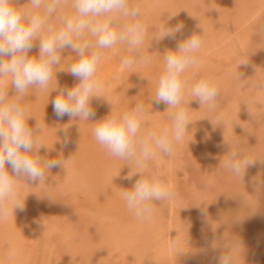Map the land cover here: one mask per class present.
Here are the masks:
<instances>
[{"label": "rangeland", "instance_id": "1", "mask_svg": "<svg viewBox=\"0 0 264 264\" xmlns=\"http://www.w3.org/2000/svg\"><path fill=\"white\" fill-rule=\"evenodd\" d=\"M17 3H16V2ZM26 1L27 0H12V2H13V4H14V6H16V7H21L22 6V4L23 3H25L24 5H26ZM144 1V2H143ZM160 1V0H159ZM158 0H149V3L148 2H146L145 0H129V6L130 7H140L139 9H140V12H141V15H140V20H141V22H143L147 27H148V31H147V33H146V36H145V40H144V43H143V45L141 46V52H143V55L144 56H147V57H149V61H148V63H144V64H139V63H135V64H133L131 67H129V68H126V69H123L122 71H123V74H124V82L122 81L120 84H118L117 85V87H115V88H118V86H119V89H113L112 90V93H111V95H113L114 96V98L112 97V99L109 101L108 100V102H107V105H105L106 103L105 102H100L101 104L99 105V108H97L98 107V104L96 105L97 107H95L93 110H95V114L96 113H98V114H100V116L98 115V114H96V116H97V118L98 117H100V118H98L99 120H102V119H104L105 117H107L108 115H110L111 114V112H113L114 114L116 113V114H123V113H126V112H130L134 107H135V105L137 104V103H141V104H143L144 105V107H146L145 108V110L147 111L146 113V118H144V121H143V123H142V127H141V135H146L147 133H148V131L150 130L151 132H156V133H159L160 132V130H158V128H157V126H162V127H159L160 129H162L164 126H166V125H169V123H171V121H170V119L168 118L169 116H168V114H169V112H172V110L170 111L169 109H167V108H169V107H167V105L166 104H164V103H159V104H157L156 103V101H155V93H156V88H157V84H154V85H152V83H150L149 82V80H146L147 78H151L152 77V79L153 80H155V81H158V79H159V74H161V72H162V69H163V67H162V65L161 66H158L157 64H159L158 62H156L157 60H158V58L157 57H159V58H163V56H162V54L163 55H165L168 51H172V49L171 48H173V51H175V48H176V50H177V45L180 43V42H183L184 40H185V38L187 39V38H189L190 36H192L194 33L195 34H197V35H200L201 36V39H202V46H201V51L199 50V52L196 54L197 55V57H198V61L200 62V60H203L204 59V57H205V60H207L208 59V62H210L211 60L210 59H212V64H213V70H212V68L210 69V67H212V66H210L209 67V65H211V63L208 65L207 63H206V61L204 62L203 61V63H205L204 64V66L207 64V66H203V63L202 62H200V64L202 63V65L201 66H199L198 68L199 69H195L193 72H194V74H193V76H191V77H193L194 79H192L191 77H190V80H188L187 81V83H188V86H189V88H190V86L191 85H193V84H195L197 81H199L200 79H202V78H206V76H207V74H209L210 75V77H212V78H214V76H215V78L214 79H216L215 81L217 82V88H218V96H217V98H216V101H215V105H216V107H215V109H213V110H210L209 111V109H208V106L207 105H201L200 103H199V101L197 100V99H195V98H193L191 95H190V93L188 94V92H189V90L188 91H185L186 92V95H188L187 97H184V101H183V104H182V106L181 107H186L185 109L187 110V112H188V115H189V118H191V122H189L190 124H188L189 126H187V130H186V132H188L187 134H185L184 136H183V138L179 141V142H174L173 143V151H172V156H167V158H166V156H165V158L167 159V161L169 162V163H172V164H176L178 167H180L181 169H180V171H181V175H180V180H178L177 181V184H176V186H174L173 187V189L172 190H174V191H172L173 193H174V196H173V198L172 199H169V200H164V203L162 202V201H159V203L157 204V207L158 208H160V207H165V205H166V210H171V211H168V212H166L165 211V216H164V214L163 215H161V217H160V221H161V223H164L163 225H164V227H165V229L166 230H170V229H172L173 230V228L172 227H176V228H179L180 227V231H182V234H181V238H180V240L178 239L177 240V244H180L179 246H181L180 248H178L177 249V254L176 255H178V256H176L177 258H174L175 260L172 262V264H219V257L223 254L224 255V253H225V255H231V257H232V264H239V262H240V264L242 263V264H262V263H264V254H262V253H264V251H262V250H264V241H262V240H264V237H261V236H264V227H262V225H264V222H262V221H264V218H262V221H261V226H259L260 224L258 223V220H257V218H260L261 216H264V214H262V213H264V207H262L261 205H264V204H262V202L259 200V198L262 200V201H264V183H262V182H264V112H262L261 110H258V111H254L253 113H249L250 114V120H248V118L247 117H249V114H245L246 115V117L244 116V117H242L243 119L244 118H247V120H246V122H245V119L243 120L244 122H240V123H238V119H237V125L236 126H238V128L237 129H233V127H234V125H235V123H232L231 122V120H233L232 119V117L231 116H227V115H230V113H231V111H234L235 109V106H233V103H234V101L235 102H237V104H235L234 103V105H238V103H240V105L241 104H244V105H241L242 107H238L237 106V108L239 109H242V108H245V106L246 105H250V104H247V103H251L252 102V100L255 98V96L257 95V96H264V65H262V64H264V63H262V62H264V30H262V27H264V0H218L219 2H217L216 0V6H215V3H213L214 1L212 0V2H210V3H212L211 5H210V3H208V4H206V6L204 5V7H203V9H202V7H201V9H200V7H198V6H194L195 8L197 7V9L199 8V10H195V9H193V7H192V4H191V0H179V1H177L176 3H178V4H176V3H174L173 4V1L174 0H172V4H173V6H172V4H170L171 3V0H169L170 2H168V0H163L164 1V3H165V1H167L165 4H162V2H161V5H158V2H159ZM162 1V0H161ZM176 1V0H175ZM182 1V2H181ZM211 1V0H210ZM21 2H22V4H21ZM151 2H154V3H151ZM155 2H157L156 4H155ZM231 2V3H230ZM244 2V3H243ZM219 3H222V5L220 4V6H218V4ZM17 4H19V5H17ZM146 4H148V7L146 6ZM153 4H155V5H153ZM23 5V6H24ZM143 5V6H142ZM163 5H171V6H163ZM209 6V8H208V6ZM231 5V6H230ZM258 5V6H257ZM29 6V5H28ZM69 6H70V4H69ZM153 6V7H152ZM156 6V7H155ZM163 6V7H162ZM220 7V8H218V7ZM222 6V7H221ZM143 7V8H142ZM147 7V8H146ZM158 7V8H157ZM175 7V8H174ZM178 7V8H177ZM68 6L67 7H65V8H63L64 10H68ZM70 8H71V6H70ZM69 8V9H70ZM151 8V9H150ZM155 8V9H154ZM163 8V9H162ZM214 8V9H213ZM218 8V9H217ZM216 10H218V11H216ZM220 10V11H219ZM233 10V11H232ZM42 11V10H41ZM63 10H61V12H62ZM144 11V12H143ZM215 13H214V12ZM222 11V12H221ZM221 12V13H220ZM227 13V14H225V15H223L222 17L223 18H220L219 19V15L220 14H223V13ZM42 13H43V11H42ZM41 13V14H42ZM142 13H144V14H142ZM220 13V14H219ZM244 13V14H243ZM207 14V15H206ZM200 15V16H199ZM206 15V16H205ZM214 15V16H213ZM253 15V16H252ZM162 16V17H161ZM171 16V19H169V17ZM217 16V17H216ZM226 16L228 17V18H226ZM237 16V17H236ZM255 16V17H254ZM166 17V18H165ZM198 17V18H197ZM213 17V18H212ZM162 18H164V19H162ZM216 18V21L214 20ZM54 19V18H53ZM202 19H204V20H202ZM206 19V20H205ZM212 19V20H211ZM221 19H223V20H221ZM241 19V20H240ZM248 19V20H247ZM256 19V20H255ZM149 20V21H148ZM197 22H199L200 21V23H197L198 25H196V21ZM254 20V21H253ZM258 20V21H257ZM162 21V22H161ZM168 21V22H167ZM176 21V22H175ZM191 21V22H190ZM213 21V22H212ZM220 21V22H219ZM125 22H128V21H125ZM163 22H164V24H163ZM195 22V23H194ZM209 22H211V23H209ZM249 22V23H248ZM254 22H255V24H254ZM259 22V23H258ZM169 23H170V25H169ZM177 23L179 24V23H182V24H184L183 26H185V27H183V29H184V31H183V29H182V31H183V33H182V31H181V34H180V32L179 33H177L176 34V36L174 37L175 39H176V41H177V43H174L173 45H171L170 43H168V42H172L173 43V41L175 40L174 38H172V37H165L164 39H160V40H157L156 39V37H158L157 36V34H159L160 32H157L156 31V26H160V27H163V26H165L166 28H174L176 25H177ZM149 24V25H148ZM193 24H195V25H193ZM209 24V25H208ZM221 24L222 25H228V26H230V27H228L227 29L229 30H227L226 28H225V35L223 34L224 32L222 31V30H220V31H222L223 33V35H224V39H225V43H226V38L225 37H227V31L228 32H230V35L228 36L229 38H230V36H231V38L233 39L234 38V41H235V45L236 44H238L239 45V47L241 46H243L242 48L240 47H238V45L236 46V48L238 47L240 50H241V53H243V54H240V51L239 52H237L238 50L236 49V52H235V50H233V52L231 51V53L228 55L229 57L228 58H222V59H217V57L215 58L214 56L213 57H211L210 59H209V55L205 52V54H204V52H203V50H205V49H207V48H203L205 45H204V39H205V41L207 42V41H209V42H207V44L209 45V46H211V45H213V42H215V41H212V40H215L213 37H215L216 39H217V35H219L221 32H219L218 31V29H219V27L221 26ZM246 26H245V25ZM249 24V25H248ZM262 24V25H261ZM153 25V26H152ZM212 25H213V27H212ZM216 25H217V28H215L216 27ZM258 27H257V26ZM260 25V26H259ZM215 26V27H214ZM249 26H250V29H249ZM254 26H255V28H254ZM198 28V29H196V28ZM233 27V28H232ZM260 27V28H259ZM149 28H152L151 30L149 29ZM188 28H189V30H188ZM208 28V29H207ZM214 28V29H213ZM248 28V29H247ZM252 28V29H251ZM154 29V30H153ZM210 29H212V30H210ZM232 29V30H231ZM153 30V31H152ZM166 30V29H165ZM210 30V31H209ZM216 30V32L218 31L219 32V34H217V33H215L214 31ZM235 30V31H234ZM250 30V31H249ZM252 30V31H251ZM254 30V31H253ZM255 30H256V32H255ZM195 31H197V32H195ZM212 31H213V33H214V35H212ZM231 31H232V33H231ZM153 32V33H152ZM154 32H155V34H154ZM199 33V34H198ZM210 33H211V35H210ZM235 33V34H234ZM238 33H240L239 35H241L242 37L241 38H238ZM180 34V35H179ZM185 34V35H184ZM189 34V35H188ZM205 34V35H204ZM215 34H217L216 36H215ZM161 35V33L159 34V36ZM179 35V36H178ZM182 35V36H181ZM203 35V36H202ZM207 35H209L208 37H209V39H208V37H207ZM221 35V34H220ZM220 35H219V37H220ZM234 35V36H233ZM238 35V36H237ZM233 36V37H232ZM154 37V38H153ZM203 37H205L204 39H203ZM218 37V38H219ZM228 37H227V40H229L228 39ZM238 39H237V38ZM90 39H92L91 37H89ZM151 38V39H150ZM179 38V39H178ZM207 38V39H206ZM212 38V39H211ZM221 38V37H220ZM243 38V39H242ZM39 38H36L34 41H33V48L32 49H30L29 50V52H28V56L29 57H34V56H37V54L39 55V44H40V41L38 40ZM150 39V40H149ZM239 39H241V41L239 40ZM147 40V41H146ZM152 40V41H151ZM164 40V41H163ZM170 40H173V41H170ZM37 41V42H36ZM39 41V42H38ZM159 41V42H158ZM161 41V42H160ZM167 41V42H166ZM175 41V42H176ZM180 41V42H179ZM234 41H233V43H234ZM238 41V42H237ZM145 42H147V43H145ZM151 42V43H150ZM154 42V43H153ZM163 42V43H162ZM228 42H231L232 43V41H228ZM227 42V43H228ZM240 42V43H239ZM242 42H244V45H243V43ZM165 43H167L168 44V47H167V45L165 44ZM217 43V42H216ZM215 43V44H216ZM232 43V45H234ZM146 44V45H145ZM206 44V45H207ZM214 44V45H215ZM228 44H230V43H228ZM242 44V45H241ZM118 45V44H117ZM145 45V46H144ZM151 45H152V47H151ZM154 45H155V47H154ZM156 45L157 46H160V47H162V45L164 46V48L162 47V48H160V47H158V48H160V49H158L157 47H156ZM171 45V46H170ZM231 45V44H230ZM231 45V46H232ZM234 45V46H235ZM121 46H122V48H121ZM124 47H125V49H124ZM151 47V48H150ZM166 47V48H165ZM170 47V48H169ZM233 47V46H232ZM144 48V49H143ZM153 48H155V49H153ZM143 49V50H142ZM157 49V50H156ZM169 49H171V50H169ZM243 49V50H242ZM245 49V50H244ZM247 49V50H246ZM168 50V51H167ZM70 51L71 52H73L74 53V55H77V53L76 52H74V50L73 49H71L70 48ZM109 51V52H108ZM117 51H120V52H117ZM165 51V52H164ZM247 51V52H246ZM103 52H105V53H103V55H105V56H102V59H101V61L100 62H103V63H105V62H109V63H111V64H113V65H115L116 67L118 66H120L119 68H121V60H122V58H124V57H126V56H130V55H132L130 52H129V50L127 49V47L126 46H124V45H121V44H119L118 46H114L113 48H110V49H106V51L105 50H103ZM122 52V53H121ZM127 52V53H126ZM145 52V53H144ZM149 54H148V53ZM152 52V53H151ZM153 52H155V56H154V53ZM31 55H30V54ZM33 53V54H32ZM109 53V54H108ZM159 53L161 54V55H159ZM125 54V55H124ZM231 55V56H230ZM232 55H233V58H231L232 57ZM236 55V57L234 58V56ZM202 56H203V59H202ZM212 56V55H211ZM199 57H201V58H199ZM108 58V59H107ZM119 59V60H117V59ZM155 58V60H153ZM113 59V60H112ZM116 60V61H115ZM159 60H161V59H159ZM256 60V61H255ZM164 62V61H163ZM163 62H161V64H163ZM244 62H246V63H244ZM216 64V65H215ZM139 66V67H138ZM156 66H158V67H156ZM163 66H164V64H163ZM222 66V67H221ZM204 67V68H203ZM161 68V69H160ZM206 68H208V69H206ZM229 68V69H228ZM231 68H233V69H231ZM222 69V70H221ZM245 69V70H244ZM257 69V70H256ZM161 70V71H160ZM206 70H208V71H206ZM209 70H211V71H209ZM216 70V71H215ZM231 70L233 71V73H234V70H237L234 74H236L235 76L237 77V78H234V76H232V78H234L235 80H236V83H235V81H233V80H230V76H229V73L231 74ZM129 71V72H128ZM195 71H196V73H195ZM213 71V72H212ZM220 71V72H219ZM226 71L228 72V75H227V73H226ZM230 71V72H229ZM245 71V72H244ZM125 72V73H124ZM160 72V73H159ZM192 72V73H193ZM209 72V73H208ZM261 72V73H260ZM133 73H135V74H140V76L141 75H148L147 76V78L145 79V78H143V80H142V78L140 79V78H138V79H140V80H133V79H130L131 78V76L133 75ZM232 73V74H233ZM233 74V75H234ZM128 75V76H127ZM131 75V76H130ZM157 75H159V76H157ZM209 75L207 76V77H209ZM226 75V76H225ZM262 77H260V76ZM127 76V77H126ZM145 76V77H146ZM229 76V77H228ZM126 77V78H125ZM134 77V76H133ZM132 77V78H133ZM221 77H224V79H225V77H228V79L230 80V82L228 81V79H227V83L226 84H224L223 82H225V80L224 81H221L219 78H221ZM155 78H157V80L155 79ZM184 78V77H183ZM187 78L189 79V77H186L185 76V78H184V80H187ZM217 78H218V80L219 81H217ZM238 78H240L239 80H238ZM135 79V78H134ZM145 79V80H144ZM152 79H150V81H152ZM247 79V80H246ZM254 79V80H253ZM194 80V81H193ZM197 80V81H196ZM144 81V82H143ZM148 81V82H147ZM245 81H246V83H245ZM243 82V83H242ZM125 83V84H124ZM137 83V84H136ZM146 83V84H145ZM230 83H231V85L232 86H228V85H230ZM233 83V84H232ZM235 83V84H234ZM238 83V84H237ZM149 85V86H148ZM152 85V86H151ZM227 85V86H226ZM233 85H234V87H233ZM237 85V86H236ZM241 85V86H240ZM229 87L230 88V90H229V88H227L228 90H225V92H224V89L226 88V87ZM254 86H255V88H254ZM225 87V88H224ZM238 87V88H237ZM231 88H233V89H231ZM234 88H236L235 90H234ZM221 89V90H220ZM118 90V91H117ZM237 90H238V92H237ZM127 91V92H126ZM228 91V92H227ZM232 92L231 94H230V92ZM233 91L235 92H237L238 93V97H239V99H236L235 98V96H237L236 94H234L233 96H232V94H233ZM258 91V92H257ZM261 92V93H260ZM224 93V94H223ZM258 93H259V95H258ZM185 94V93H184ZM115 95H116V97H117V95H118V97H117V102L116 101H114V99H115ZM227 95V96H226ZM232 97H230V96ZM242 95V96H241ZM127 96V97H126ZM185 96V95H184ZM110 97V98H111ZM234 98L236 99V100H234ZM251 98H253V99H251ZM152 99V100H151ZM194 99V100H193ZM245 99V100H244ZM150 100V101H149ZM240 100V101H239ZM242 100V101H241ZM114 101V102H113ZM135 101V102H134ZM229 101V102H228ZM19 102L21 103V105H24V104H26V100H21V99H19ZM190 102V103H189ZM233 102V103H232ZM243 102V103H242ZM105 103V104H104ZM110 103V104H109ZM112 103V104H111ZM113 103H115V105L113 104ZM148 103H150V104H148ZM189 103V104H188ZM103 104H104V108H103ZM109 104V105H108ZM146 104H148V105H146ZM224 104V105H223ZM226 104V105H225ZM246 104V105H245ZM112 105V106H111ZM151 105V106H150ZM190 105V106H189ZM228 105H230L231 106V108H230V106H228ZM102 106V107H101ZM105 106L108 108H105ZM109 106V107H108ZM149 106V107H148ZM200 106V107H199ZM117 107V108H116ZM164 107H166V108H164ZM228 107H229V112L227 111L228 110ZM234 107V108H233ZM248 106H246V108H247ZM101 108V110L102 109H104V110H102V112H101V110L99 111V110H97V112H96V109H100ZM200 108V109H199ZM245 108V109H246ZM164 109H165V112H164ZM171 109V108H170ZM199 110V112H198V110ZM234 109V110H233ZM112 110V111H111ZM155 110V111H154ZM197 110V111H196ZM243 110V109H242ZM246 110H249L248 108L246 109ZM105 111H108V112H105ZM110 111V112H109ZM174 111V110H173ZM225 111H227V113L225 112ZM245 111V110H244ZM153 112H155V113H153ZM201 112V113H200ZM245 112H247V111H245ZM260 114H259V113ZM102 113H104L103 114V116H101L102 115ZM151 113H152V115H151ZM211 113H213V114H211ZM225 113H226V116L227 117H230V118H228V120L230 121V123L232 124V128H231V125H228V126H226V124L225 123H228L227 121L228 120H226L227 119V117L226 116H224L225 115ZM106 114V115H105ZM206 114V115H205ZM218 114V115H217ZM220 114V115H219ZM258 114V115H257ZM148 115H150V116H148ZM192 115V116H191ZM213 115V116H212ZM66 117V119L67 120H70V121H68V122H66V121H64L65 122V126H63V125H61V127L60 126H54V128H49V130L51 129L52 131V133H56L57 134V132H59L60 130H61V132L63 133H60L62 136H60V140L56 137V135H54V134H52V133H50V131L48 132L49 134H52V136L51 137H53V135H54V138H51V139H56V141L54 142V144L55 145H53V144H50L49 142H43V144L45 143L46 145H44L42 148H44L45 146V150H46V153H43V155L46 157V160L48 159L47 157H50L51 159L50 160H56V159H62V160H64V167L63 166H60V167H56V168H52L51 170H46V172L47 173H49V175H51L52 176V178L55 180L54 181V183H55V185L58 187V192H59V197L58 198H60V201H61V203H62V206H65V208L64 207H62L64 210H65V215L66 216H64L63 218L65 219L64 221L66 222V223H64L63 225H65V226H68L69 225V223H70V225H71V227L73 226V232H74V235L75 236H72L73 237V239H74V241H70L69 243H70V247H69V245H66V244H63V243H59V239H58V237L56 236V235H51L50 237H51V239H48V241H49V243H50V248L52 249L51 250V252H52V256L55 258V260H57L58 262H59V264H71V262H72V264H80V262H78V260L76 259L75 260V257H72L73 255L72 254H74V250H76L75 248L78 246H81V245H85V244H87V245H89V246H87V245H85V247H86V249H82V250H80L81 252L83 251V250H85V252H82V254H83V256H82V254H81V252H80V254H81V256L84 258V256L85 257H89L88 259H87V261H89L88 263H92V262H94V263H92V264H106V263H111V264H138V263H135L134 261H129L128 259H127V257H125L124 255H121V253H122V251L121 250H118V253H117V249L116 248H113V247H111V246H109L110 245V243L109 242H107V240H105V241H103L102 240V238L104 239V237L106 238V235H105V231H104V229H103V227H100L101 229H103V231H100L101 229H99V226H94L93 224H94V222L90 219L91 217L88 215L87 216V218H86V216L85 215H87V213L86 214H84L85 213V211L86 212H90L89 211V209L91 208V210L93 209V211H96V212H98V210L100 209H98V207L95 205V207H97V209L98 210H94L95 209V207H93L94 205H90V204H88L89 202L87 201L88 200V196L90 195V193L92 194V196H94V197H92V198H94V199H97V198H106V199H108V200H111V196L113 195V193H114V191H115V188H116V186H117V184H114V183H112V180L113 179H115L116 177L117 178H119L120 177V175H122V173H120V170L121 169H123L122 167H124V169H125V166H126V169H128V172L130 173V171H132V169L135 167H133V163H130V162H128V161H125V160H123V159H120V158H117V157H112V155L108 152V150L105 148V147H103L102 145H100L96 140H95V138L94 137H92L93 136V129H94V127H95V125H96V122L97 121H99L97 118H95V116L93 117V118H91V119H89L88 121H82V122H80L81 120H80V118L79 117H75V118H70L69 116H67V115H65ZM149 118H148V117ZM151 116H153V117H151ZM156 116V117H155ZM166 116V117H165ZM202 116V117H201ZM207 116V117H206ZM196 117H197V119H196ZM201 117V118H200ZM225 119H224V118ZM255 117H257V122H256V118ZM65 118H63V119H65ZM153 120H151V119ZM214 118V119H213ZM31 119V120H30ZM62 119V120H63ZM159 121H158V120ZM199 119H200V121H199ZM204 119H206V120H204ZM224 119V123L223 124H225V125H223L222 124V120ZM252 119V120H251ZM255 119V120H254ZM34 119H32L31 117L28 119V121H27V123H28V126L31 128V125L34 123V125L33 126H37L36 128H38L39 129V131H41V130H43V129H41L40 128V126L41 127H43V122H44V119H43V121L41 120V118L40 119H38V120H34ZM72 120V121H71ZM94 120V121H93ZM96 120V121H95ZM201 120H203V121H201ZM241 120V119H240ZM241 120V121H242ZM165 121V122H164ZM195 121H196V123H195ZM215 121V122H214ZM226 121V122H225ZM31 122V123H30ZM38 122V123H37ZM42 122V124H40ZM63 122V123H64ZM73 122V123H72ZM78 122V123H77ZM84 122V123H83ZM88 122H89V124H88ZM154 122H159V123H154ZM163 122V123H162ZM194 122V123H193ZM214 124V127H213V125H212V123ZM234 122H236L235 120H234ZM250 122V123H249ZM255 122V123H254ZM63 123H57V125H60V124H63ZM75 123V124H74ZM77 123V124H76ZM83 123V124H82ZM154 125H153V124ZM163 125H162V124ZM193 123V124H192ZM200 123V124H199ZM201 123H203V124H201ZM244 123H246L245 125H244ZM251 123H252V125H251ZM30 124V125H29ZM70 124V127H73V125H75L74 127H73V129H74V132H73V129L72 128H67L68 126L67 125H69ZM82 124V125H81ZM93 124V125H92ZM196 124V125H195ZM239 124V125H238ZM242 124V125H241ZM255 126H254V125ZM86 125V126H85ZM194 125V126H193ZM202 125V126H201ZM32 126V128L33 129H36L35 127H33ZM52 126V127H53ZM83 126H85V127H83ZM144 126H145V128H147V129H145L144 128ZM154 126V127H153ZM171 126V124L169 125V127ZM200 126V127H199ZM213 128H212V127ZM219 126V127H218ZM222 126H223V128H222ZM230 126V127H229ZM235 126V127H236ZM240 126V127H239ZM245 126V127H244ZM248 126V127H247ZM51 127V126H50ZM62 127H66L67 128V130H68V132H70V134H67L66 132H63V129L64 128H62ZM149 127V128H148ZM209 127V128H208ZM210 127H211V130H210ZM216 127V128H215ZM229 127V129H227ZM59 128H61V129H59ZM77 128V129H76ZM81 128H87V129H81ZM93 128V129H92ZM190 130H189V129ZM195 128V129H194ZM196 128H200L199 130L198 129H196ZM221 128V130H218V129H220ZM244 128V129H243ZM38 129H37V131H38ZM54 129V130H53ZM158 130V131H156V130ZM192 129V130H191ZM194 129V130H193ZM205 129H209L208 131L211 133H209V136L210 135H212V133H213V129H214V131H217V132H219V134H218V137H219V139L220 140H224V141H221L222 142V144L224 145H221V142H218L217 140H216V142H218V144H219V146L221 145V146H223V148L225 147V144L226 145H228V146H226L224 149H225V153H224V149L221 151L220 149V147L218 148L217 146H216V148H217V151L219 150L223 155H225V156H222V154L220 155H218L217 154V152H213L214 150H215V148H214V146H215V144L216 145H218L217 143H215L214 144V142H213V144L211 143V145H210V143H209V141L210 142H212L211 140V138H210V140H209V138L207 137H205V136H203V133H206L205 131H207V130H205ZM225 129H227V131L229 132V133H231L230 135L231 136H225L226 134H228V133H226L225 135L222 133V130H224V132H226V130ZM232 129V130H231ZM240 129V130H239ZM242 129V130H241ZM258 129V130H257ZM66 130V131H67ZM84 130V131H83ZM88 130V131H87ZM234 130V131H233ZM38 131V132H39ZM57 131V132H56ZM65 131V130H64ZM147 131V132H146ZM191 131H192V133H191ZM196 131V132H195ZM203 131V132H202ZM221 131V132H220ZM236 131H240V132H236ZM261 131V132H260ZM37 132V134H39ZM47 132H46V134H47ZM88 132V133H87ZM190 132V133H189ZM198 132V133H197ZM58 133V134H59ZM64 133H66V134H64ZM78 133V134H77ZM80 133V134H79ZM81 133H82V135H84V136H82L81 135ZM83 133H86V136H85V134H83ZM197 133V134H196ZM201 135H200V134ZM222 133V135H220ZM48 134V135H49ZM59 134V135H60ZM72 134H74V135H72ZM92 134V135H91ZM188 134H190V136H188ZM207 134H208V132H207ZM207 134H204V135H207ZM217 134L214 132L213 133V135L215 136V139H217ZM233 134H234V136H233ZM235 134H236V136H237V134L239 135V136H237V140L235 139ZM244 136H242V135ZM245 134H246V136H245ZM47 135V136H48ZM58 135V136H59ZM68 135V136H67ZM77 135H78V137H77ZM212 135V136H213ZM50 136V135H49ZM48 136V137H49ZM80 136H82L83 137V139H85V140H83L82 139V137H80ZM92 138H91V137ZM197 136H199V138L197 137ZM202 136H203V138H202ZM233 136V138L235 139H233V138H231ZM241 136V137H240ZM66 137H67V143H65V140H66ZM70 137V138H69ZM87 137V138H86ZM191 137V138H190ZM196 137V138H195ZM202 139H201V138ZM211 137V136H210ZM222 137H224V138H222ZM226 137H228V138H230L229 140H232V141H229V142H227L228 140H227V138ZM73 138H74V140H76V141H74L73 140ZM191 140H189V139ZM207 140H206V139ZM213 138V137H212ZM222 138V139H221ZM240 138V139H239ZM246 138H248L247 139V141L245 140ZM249 138H250V140H249ZM194 139V140H193ZM204 139V140H203ZM214 139V138H213ZM218 139V140H219ZM254 139V140H253ZM259 139V140H258ZM195 140H196V142H195ZM202 142H201V141ZM233 140H234V142H233ZM242 140V141H241ZM261 140V141H260ZM59 141V142H58ZM60 141H62V142H60ZM71 141V142H70ZM193 141H194V143H193ZM198 141V142H197ZM214 141V140H213ZM238 141V145L237 144H235L236 142ZM243 141H244V143H243ZM251 141V142H250ZM79 142H80V144H79ZM86 142V143H85ZM205 142H207V144L208 145H210V146H212V145H214V146H212L213 148H214V150H213V148L211 149L210 148V146H208V145H206V147L204 148V146H205ZM247 144H246V143ZM51 143H53V142H51ZM61 143V144H60ZM83 143V144H82ZM225 143V144H224ZM228 143V144H227ZM240 143L242 144V146L240 145ZM254 143V144H253ZM77 144V145H76ZM91 144V145H90ZM261 144V145H260ZM53 145V146H52ZM70 145V147H68ZM240 145V146H239ZM258 145H260V146H258ZM79 146V147H78ZM198 146V147H197ZM238 146V147H237ZM245 146V147H244ZM53 147V148H52ZM86 147V148H85ZM89 147V148H88ZM92 147V148H91ZM101 147V148H100ZM47 148H48V150H47ZM77 148V149H76ZM227 148V149H226ZM231 150V152H230V150ZM237 148V149H236ZM242 148H244V149H242ZM257 148V149H256ZM41 149V148H40ZM39 149V150H40ZM51 149H56L57 151H61L60 152V154H55L54 152H53V150H51ZM84 149V150H83ZM93 149V150H92ZM95 149V150H94ZM105 149V150H104ZM182 149H183V151H182ZM204 149V150H203ZM246 149V150H245ZM80 151V152H78V151ZM83 152H82V151ZM90 152H89V151ZM201 150H202V152H201ZM205 150H208V151H206V152H204ZM212 150V151H211ZM240 152H238V151ZM246 152H245V151ZM248 150V151H247ZM249 150H250V152H249ZM41 151V150H40ZM39 151V153H41ZM70 151H73V152H70ZM209 151H211L212 153H209V154H207ZM219 151H218V153H219ZM45 152V151H44ZM101 152V153H100ZM106 152V153H105ZM175 152V153H174ZM229 153L228 155L229 156H227V153ZM233 152H238V158L237 159H239V158H242V157H247V158H250V159H252L253 160V163L251 164V165H249L248 167H246V168H244L243 170H242V172H241V174L238 176V178H237V176L236 175H234L229 169L227 170L225 167V165L227 164V163H229L230 162V159H226V158H232V153ZM48 153V154H47ZM52 153H54L53 155H52ZM69 153V154H68ZM201 153V154H200ZM243 155H242V154ZM254 153H256V154H254ZM47 156H46V155ZM50 154V155H49ZM63 154V155H62ZM66 154V155H65ZM78 154V155H77ZM98 154V155H97ZM109 154V155H108ZM189 154V155H188ZM217 154V155H216ZM240 154V155H239ZM252 154V155H251ZM40 156H41V154H39ZM49 155V156H48ZM54 155H55V157H54ZM59 155V156H58ZM156 155V154H155ZM192 155V156H191ZM194 155V156H193ZM207 155V156H206ZM260 155V156H259ZM53 156V157H52ZM60 156H62V157H60ZM68 156V157H67ZM195 156H196V158H195ZM219 156L221 157V160H220V158H219ZM227 156V157H226ZM201 157H203V158H201ZM225 157V158H224ZM253 157V158H252ZM258 157V158H257ZM67 158V159H66ZM72 158V159H71ZM86 158V159H85ZM98 158V159H97ZM103 158V159H102ZM155 158V157H154ZM154 158L150 161L151 163H149L148 164V168H147V170L149 171V172H152L153 171V173H151V174H155V172H156V168H158V165H159V163L157 164L155 161H154ZM164 158V159H165ZM194 160H193V159ZM206 158V159H205ZM208 158V159H207ZM215 158V159H214ZM223 158V159H222ZM69 159V160H68ZM88 159V160H87ZM165 159V160H166ZM91 160V161H90ZM260 160V161H259ZM79 161V162H78ZM82 161V162H81ZM90 161V162H89ZM113 161V162H112ZM167 161H165L166 163H168ZM194 161V162H193ZM207 163H206V162ZM211 161V162H210ZM213 161V162H212ZM106 162V163H105ZM110 164H109V163ZM116 162V163H115ZM155 162V163H154ZM201 162H203L202 164H201ZM209 162V163H208ZM259 162V163H258ZM91 163V164H90ZM68 165L69 166V168H68V166H66V165ZM81 164V165H80ZM83 164V165H82ZM90 164V165H89ZM104 164V165H103ZM206 164H208L209 165V167L207 168L206 167ZM211 164H212V166H211ZM253 164H255L254 166H252ZM257 164V165H256ZM261 164V165H260ZM73 165V166H72ZM76 167H75V166ZM84 165H85V167H84ZM103 165V166H102ZM108 165V166H107ZM112 165H114V166H112ZM118 165V166H117ZM151 165V166H150ZM155 165H157V166H155ZM203 165H205V166H203ZM65 166L67 167V168H65ZM101 166V167H100ZM116 166L118 167V168H116ZM127 166H128V168H127ZM131 166V167H130ZM211 166V167H210ZM252 166V167H251ZM62 167V168H61ZM110 167V168H109ZM120 167H121V169H120ZM133 167V168H132ZM250 167V168H249ZM255 167V168H254ZM103 169V171H102V169ZM109 168V169H108ZM112 168V170L111 171H109L110 169ZM131 168V169H130ZM204 168V169H203ZM209 168H210V172L209 171H207V169L209 170ZM250 170H249V169ZM253 168H254V170H253ZM58 171H57V170ZM80 169V170H79ZM116 169H120V170H117V171H115ZM126 169L125 170H122V172H124V171H126ZM198 169V170H197ZM205 169H206V171H205ZM212 169V170H211ZM224 169V170H223ZM146 170V171H147ZM152 170V171H151ZM196 170V171H195ZM261 170V171H260ZM68 171H70L71 173H74L77 177H75L76 178V180L74 179V184L77 186V188L79 189H77L76 190V192H69V187H67V186H69V184L71 183L70 181H72V180H70L68 177H67V175H68V173H70V172H68ZM108 172V174H107V172ZM115 171V172H114ZM226 171H228L229 173H230V176H228V178L229 177H231L232 175H233V177H234V179H233V177L232 178H230V181H227V180H229L228 178H227V172ZM252 171H254V173H256V175H254V173L252 172ZM112 172H114V173H112ZM149 172L147 173V174H149ZM203 172H205V173H203ZM245 172V173H244ZM250 172L252 173V174H250ZM99 173V174H98ZM118 173V174H117ZM120 173V174H119ZM133 173V172H132ZM208 175H207V174ZM213 173V174H212ZM228 173V174H229ZM248 173V174H247ZM257 173H258V176H260V177H258L257 176ZM259 173H261V174H259ZM102 174V175H101ZM104 174V175H103ZM105 174H107V175H105ZM114 174V175H113ZM157 174L158 175H161V171L160 170H157ZM157 174H155V176H158ZM185 176H184V175ZM220 174V175H219ZM226 174V177L224 176ZM232 174V175H231ZM243 174V175H242ZM119 177H118V176ZM200 175V176H199ZM249 175H251V176H253V178H255L256 180L257 179H259V184H260V186H259V184L258 183H255L254 181L252 182L251 180H249V178H251V176L249 177ZM247 176V177H246ZM255 176V177H254ZM65 177V178H64ZM94 177H96V178H94ZM211 177V178H210ZM245 178V179H247V181L245 180V179H243V178ZM116 178V179H117ZM206 178H208V179H206ZM223 178H224V180H223ZM242 178V179H241ZM252 178V180H254ZM69 179V180H68ZM95 179H97L96 181H94ZM115 179V180H116ZM133 179H135V178H133ZM205 179H206V181L207 182H205ZM227 179V180H226ZM236 179V180H235ZM238 179H240V180H238ZM94 182H93V181ZM100 180H102V181H100ZM115 180H113V181H115ZM246 181V182H244V181ZM255 180V181H256ZM68 181V182H67ZM106 181V182H105ZM211 181V182H210ZM221 181H223V183H224V181L226 182L227 181V183H224V185L223 186H225L224 188H226V187H228L227 185H229L228 183L230 182V187L228 188V189H230L231 190V192H227L228 191V189H227V191H225L226 189H224L223 191H225L227 194H224V196L225 197H223V191H222V189H221V187H223V186H221L223 183H221ZM232 181H234V182H232ZM239 183H238V182ZM244 182V183H241V182ZM70 182V183H69ZM90 184H89V183ZM97 182V183H96ZM105 182V183H104ZM189 182V183H188ZM204 184H203V183ZM235 182H237L236 184H235ZM257 182V181H256ZM65 183V184H64ZM67 183V184H66ZM69 183V184H68ZM186 183H188L187 185H186ZM193 183V184H192ZM206 183H207V185H206ZM218 184V186H217V184ZM246 183H248V184H246ZM253 183L255 184V186L253 185ZM262 183V184H261ZM209 184V185H208ZM215 187V188H208L209 190H207V186L208 187H213L212 185ZM241 184V187L242 188H244V186H245V190H244V192H242V190L243 189H241V188H238V187H240L239 185ZM244 184H246V185H244ZM258 185V188H259V190L257 189V188H254V187H256L257 185ZM54 185V186H55ZM65 185V186H64ZM113 185H115V186H113ZM244 185V186H243ZM62 186V187H61ZM90 186V187H89ZM187 186V187H186ZM193 186V187H192ZM203 186V187H202ZM238 186V187H237ZM248 186H249V189H250V187L252 188L251 190H247V188H248ZM96 187V188H95ZM101 187V188H100ZM176 187H178V188H176ZM192 187V188H191ZM60 188V189H59ZM66 188H68L67 190H64V189H66ZM89 188V189H88ZM94 188V189H93ZM104 188H105V191H104ZM175 188V189H174ZM206 188V189H205ZM234 189L233 190V193H234V195H232L233 193H232V189ZM57 189V188H56ZM90 189H91V191H90ZM96 189V190H95ZM101 189V190H100ZM114 189V190H113ZM191 189V190H190ZM213 189L214 191L212 192L211 190ZM221 189V190H220ZM239 189H241V190H239ZM62 190H64V191H62L63 193H61V191ZM215 190H216V192L218 193H216L215 192ZM220 190V191H219ZM229 190V191H230ZM93 191V192H92ZM96 191V193H94ZM99 191V192H98ZM188 191V192H187ZM241 191V192H240ZM249 191V192H248ZM258 191H259V194L260 195H257V193H258ZM35 192V191H34ZM65 192V193H64ZM101 192V193H100ZM191 192H192V194H191ZM209 194H208V193ZM222 192V194H220ZM241 194H240V193ZM251 192V193H250ZM253 192V193H252ZM254 192H257V193H254ZM202 193V194H201ZM214 196H212L211 194ZM216 193V194H215ZM243 193V194H242ZM67 194V195H66ZM100 194V196H98ZM206 194H208L207 196H208V198H205V196H206ZM250 194H255L256 196H248V195H250ZM188 195H189V197H188ZM193 195H194V197H195V195H196V197L194 198L193 197ZM202 195H205L204 197H202ZM211 195V196H210ZM221 197H220V196ZM261 195H262V197H261ZM105 196V197H104ZM199 198H198V197ZM247 196V197H246ZM258 196V197H257ZM260 196V197H259ZM96 197V198H95ZM209 197H210V199H209ZM212 197H213V199H214V201H213V203L215 204H213L211 201L213 200L212 199ZM219 197V198H218ZM223 197V198H222ZM228 197V198H227ZM238 197V198H237ZM245 197H246V200H247V198L249 197V198H251L252 200L251 201H249L248 200V202L245 200ZM41 200H40V199ZM43 198V199H42ZM191 198V199H190ZM195 199V201H194V199ZM202 198H204V199H202ZM230 198V199H229ZM236 198V199H235ZM177 199V200H176ZM206 199L208 200V201H206ZM219 199V200H218ZM227 199V200H226ZM255 199H257V200H259V201H254ZM36 200H38V204L39 205H44L45 206V203L46 204H48L49 202V200H50V198H49V194H47V196H46V194L45 195H41V197L40 196H37V198H36ZM118 199H115L114 200V202H112L113 204L115 203V201H116V203L118 202V204H116L115 203V205H111V211L108 209V211H110V213H111V216L114 218V220H115V223H116V225L117 226H119V225H121V224H123V223H125V222H127V220L128 221H130V218H129V215H127L128 213L127 212H125V210L127 209V206H126V202L125 201H120V200H118ZM198 202H197V201ZM215 200H217V202L215 201ZM234 200V201H233ZM245 202H244V201ZM70 201V202H69ZM205 201V202H204ZM219 201V202H218ZM229 201V202H228ZM238 201V202H237ZM252 201H254L253 203L255 204V202H256V204L254 205L253 203H252ZM37 202V201H36ZM165 202H166V204H165ZM220 202H222V203H220ZM226 202V203H225ZM233 202V203H232ZM259 202V203H258ZM206 205H205V204ZM209 205H208V204ZM218 203V204H217ZM231 203H232V205H231ZM235 203H238L239 204V208L238 207H236V206H238V204L236 205ZM244 203H246V205H249L250 203L252 204V205H249V206H246ZM259 205H258V204ZM175 204V205H174ZM211 204V205H210ZM219 206V205H221V206H217V205ZM240 204H241V207H240ZM261 204V205H260ZM213 205V206H212ZM223 205V206H222ZM226 207H225V206ZM236 205V206H235ZM242 205H245V207L244 206H242ZM256 205H257V207H256ZM101 206V205H100ZM99 206V207H100ZM105 206V205H104ZM113 206H116L115 208L113 207ZM168 206V207H167ZM177 206V207H176ZM196 206V207H195ZM200 206V207H199ZM216 206V207H215ZM251 206V207H250ZM252 206L254 207V208H252ZM260 206V207H259ZM66 207H67V209H66ZM103 206H101V209L99 210V212H107L108 213V211H107V209L106 208H102ZM106 207V206H105ZM212 207V208H211ZM215 207V208H214ZM224 207V208H223ZM232 207H233V209H232ZM242 207H244V208H242ZM258 209H256V208ZM169 208V209H168ZM174 210V212L172 211V209ZM195 208H196V210H195ZM223 208V209H222ZM225 208H227V209H225ZM240 208H242V210L240 209ZM246 208V209H245ZM248 208V209H247ZM249 208H250V212H252L251 210H253V212H255L254 214H253V212L250 214L249 212H248V210H249ZM252 208V209H251ZM262 208V209H261ZM82 209V210H81ZM115 209V210H114ZM214 209H218L217 211L219 212V214H218V212L216 211L215 212V210ZM225 209V210H224ZM238 209H239V211H238ZM256 209V210H255ZM69 211V212H66V211ZM212 210V211H211ZM245 210V211H244ZM247 210V211H246ZM255 210V211H254ZM49 211V210H48ZM92 211V212H93ZM208 211V212H207ZM227 211V212H226ZM241 211V212H240ZM243 211V212H242ZM262 211V213H260ZM91 212V213H92ZM96 212H94V214L96 213ZM175 212L178 214L177 216L175 215ZM224 212V213H223ZM234 212V218L236 219V221H235V219L234 218H232L233 217V215H232V213ZM238 212V213H237ZM41 213H43V212H41ZM45 213V212H44ZM48 213V212H47ZM68 213V214H67ZM105 213H103V214H105ZM106 213V214H107ZM166 213H168V214H166ZM198 213V214H197ZM206 214V215H204V214ZM215 214L214 216H212L213 214ZM217 213V214H216ZM226 213H228V214H226ZM257 213V214H256ZM31 214H32V212H31ZM40 213H38V212H33V214H32V216H27V214H26V219L28 218L29 220H25L24 221V223L27 221V224L26 225H28V223H30V222H32L31 220L33 219V220H35V221H37V219L39 218V215ZM49 214V213H48ZM84 214V215H83ZM93 214V213H92ZM225 214V215H224ZM36 215V216H35ZM167 215V216H166ZM188 215V216H187ZM203 215H204V217H203ZM208 215H209V217H208ZM236 215H237V217H236ZM248 215V216H247ZM250 215H251V217H250ZM255 215H257V218H255ZM259 215H261L260 217H259ZM47 216H49L50 217V215H47ZM47 216H44V217H47ZM69 216V217H68ZM187 216V217H186ZM215 216H216V219H215ZM219 216V217H218ZM224 216V218H222ZM241 216V217H240ZM111 217V218H112ZM208 219H210V217H213L214 218V223L213 222H211L212 220L211 219H213V218H211L210 220H208ZM231 218L232 219V221H231V219H229V218ZM58 218V215H56V217L54 216V219H56L55 221H57V223H59L60 221H61V219H57ZM74 218V219H73ZM112 218V219H113ZM163 218V219H162ZM176 218H178V219H176ZM206 219V220H204V219ZM218 218V219H217ZM241 218H243V219H241ZM250 218H252V220L253 221H251L250 220V222H249V219ZM0 219H2V222L3 221H5V220H7V219H5V216H1L0 217ZM5 219V220H4ZM31 219V220H30ZM73 221H72V220ZM85 219V220H84ZM126 221H125V220ZM171 219H172V221H171ZM181 219H182V221H181ZM221 220V221H218V220ZM229 219V220H228ZM248 220V221H246V220ZM256 219V220H255ZM261 219V218H260ZM24 220V219H23ZM60 220V221H59ZM63 220V219H62ZM71 222H70V221ZM125 222H124V221ZM185 220H188L187 222L185 221ZM190 220V221H189ZM215 220H217V221H215ZM225 220V221H224ZM244 222H243V221ZM255 220V221H254ZM30 221V222H29ZM90 221H92V222H90ZM162 221H164V222H162ZM177 221L178 222H181L180 223V225H182V223H183V228H182V226H176V224L177 225H179L178 223H177ZM206 221H208V223L206 222ZM227 221V222H226ZM1 221H0V223H2ZM62 222V221H61ZM60 222V223H61ZM74 222V223H73ZM87 222H89V224L87 223ZM174 222V223H173ZM220 222H221V224H220ZM229 222V223H228ZM247 224H246V223ZM259 222H260V220H259ZM5 223V222H4ZM24 223H22V226L24 225ZM184 223H187V224H184ZM212 223V224H211ZM232 225H234V226H232ZM243 223H244V226H242L243 225ZM31 225H32V223H30ZM76 224V225H75ZM88 224V225H87ZM172 224V225H171ZM192 224H193V226H192ZM196 224V225H195ZM206 224H207V226H206ZM228 224V225H227ZM250 224V225H249ZM259 224V225H258ZM25 225V227H27ZM0 226H2V229L3 228H5L6 226H7V222H6V225L4 224V225H2V224H0ZM85 226V227H84ZM185 226H186V228H185ZM212 226V227H211ZM221 226V227H220ZM229 226V227H228ZM231 226V227H230ZM242 226V227H241ZM259 226V228H258V230H257V227ZM8 227V226H7ZM6 227V228H7ZM25 227H24V230H23V227H22V229L21 230H23V232H22V235H24L23 237H22V235H21V237L24 239V240H28V238H31V236H32V227L31 226H29V227H27L26 229H25ZM120 227V226H119ZM188 227V228H187ZM206 227V228H205ZM210 227V228H209ZM224 227V228H223ZM227 227V228H226ZM239 227H240V229L242 230H240L239 229ZM261 227V228H260ZM1 228V227H0ZM168 228V229H167ZM202 228V229H201ZM208 228V229H207ZM221 228V229H220ZM232 228V229H231ZM242 228H244V229H242ZM248 228V229H247ZM2 229H0L1 230V233H0V235L1 236H3V231H2ZM75 229H76V231H75ZM175 229V228H174ZM183 229V230H182ZM198 229H199V232H198ZM205 229V230H204ZM207 229V230H206ZM222 229H224V230H222ZM225 229H227V231H225ZM234 229V230H233ZM3 230H5V229H3ZM87 230V231H86ZM93 230V231H92ZM99 230V231H98ZM230 230H232V232H229ZM239 230V231H238ZM247 230H248V232H247ZM262 230V231H261ZM7 231H8V229H7ZM6 230H5V233L7 232ZM24 231H25V233H24ZM212 231V232H211ZM224 231V232H223ZM256 231H257V233H256ZM97 232V233H96ZM100 232V233H99ZM209 232H210V234H211V238L209 237ZM240 232V233H239ZM246 232V233H245ZM213 233V234H212ZM226 233V235H224V234ZM233 233H234V235H233ZM239 233V234H238ZM98 234V235H97ZM209 234V235H208ZM222 234V235H221ZM241 234H243V235H241ZM91 235V236H90ZM95 235V236H94ZM103 235V236H102ZM204 235V236H203ZM206 235H208V236H206ZM228 235V236H227ZM0 236V246H2V243H1V239H2V237ZM84 236V237H83ZM99 236V237H98ZM213 236H215V237H213ZM248 238H246V237ZM256 236V237H255ZM49 237V238H50ZM77 237V238H76ZM97 237V238H96ZM206 237V238H205ZM207 237H209L208 239H207ZM241 237H243V238H241ZM253 237H254V239H253ZM184 238V239H183ZM224 238V239H223ZM259 238V239H258ZM72 239V240H73ZM101 239V240H100ZM182 239V240H181ZM207 239V240H206ZM220 239V240H219ZM222 239V240H221ZM57 240V241H56ZM86 240V241H85ZM88 240H90V241H88ZM92 240V241H91ZM184 240V241H183ZM242 240V241H241ZM259 240V241H258ZM260 240H261V242H260ZM198 241V242H197ZM217 241V242H216ZM239 241V242H238ZM250 241V242H249ZM76 243L75 245H72L73 247H71V243ZM93 242V243H92ZM95 242V243H94ZM104 242H105V245H104ZM109 243L108 244V246H107V243ZM201 242V243H200ZM206 242H208V243H206ZM221 242V243H220ZM246 242L247 243H249L248 244V246H245L246 245ZM72 243V244H73ZM79 243V244H78ZM91 243V244H90ZM97 243V244H96ZM232 243V244H231ZM262 243V244H261ZM203 244V245H202ZM209 244V245H208ZM212 244H214V247H213V245ZM232 246H231V245ZM235 244V245H234ZM91 245H96V246H98V249L97 248H95L94 246H91ZM101 245V246H100ZM205 245V246H204ZM207 245V246H206ZM229 245V246H228ZM74 246H76L75 248H74ZM217 246V247H216ZM236 246V247H235ZM244 246V249L242 248ZM258 246V247H257ZM91 247H94V248H91ZM101 247H103L104 248V250L101 248ZM203 247V248H202ZM209 247V248H208ZM219 247V248H218ZM234 247V249H232V248ZM247 247V248H246ZM248 247H250V248H248ZM80 248V247H79ZM90 248L92 249V250H90ZM113 248V249H112ZM218 248V250H216V249ZM262 248V249H261ZM94 249H95V252H93L94 251ZM100 249V250H99ZM212 249H214V250H212ZM233 250V251H230V250ZM243 249V250H242ZM248 249V250H247ZM251 249V250H250ZM0 250H2V248L0 249ZM87 250H89L88 252H87ZM99 250V251H98ZM115 251L116 250V252L114 253V252H112V251ZM203 250V251H202ZM212 250V251H211ZM241 250H242V252H241ZM246 250V251H245ZM257 250V251H256ZM197 251H199V252H197ZM201 251V252H200ZM211 251V252H210ZM237 251V252H236ZM262 251V252H261ZM71 252H73V253H71ZM110 252H112L110 255H109V253ZM209 252V253H208ZM215 252V253H214ZM218 252V253H217ZM228 252V253H227ZM235 252V253H234ZM240 252V253H239ZM257 252V253H256ZM87 253V254H86ZM201 253V254H200ZM203 253V254H202ZM251 253H252V256H251ZM71 254V255H70ZM234 254V255H233ZM235 254H237V255H235ZM241 254V255H240ZM260 254V255H259ZM114 255V256H113ZM117 255H119V256H117ZM139 255L141 256V255H143V254H140V252H139ZM182 255V256H181ZM184 255V256H183ZM203 255V256H202ZM222 255V256H223ZM224 255V256H225ZM255 255V256H254ZM258 255V256H257ZM105 256V257H104ZM108 256V257H107ZM239 256V257H238ZM106 257H107V259H106ZM109 257H110V259H109ZM213 257V258H212ZM216 257V258H215ZM253 257V258H252ZM72 258H74V259H72ZM105 259V261H104V259ZM181 258V259H180ZM187 258H189V259H187ZM235 258H236V260H235ZM69 259H71L70 260V262H69ZM98 259V260H97ZM192 259V260H191ZM238 259V260H237ZM254 259V260H253ZM258 259V260H257ZM94 260V261H93ZM115 260H117V261H115ZM179 260V261H178ZM187 260V261H186ZM212 260H214L213 262H212ZM233 260H235L234 262H233ZM240 260V261H239ZM91 261V262H90ZM95 261H97V262H95ZM177 261V262H176ZM186 261V262H185ZM192 261V262H191ZM239 261V262H238ZM259 263H258V262ZM77 262V263H76ZM104 262V263H103ZM106 262V263H105ZM126 262V263H125ZM252 262V263H251ZM159 264L158 262L156 263L155 261H150V262H148L147 264ZM82 264V263H81ZM161 264V263H160Z\"/></svg>", "mask_w": 264, "mask_h": 264}, {"label": "clouds", "instance_id": "2", "mask_svg": "<svg viewBox=\"0 0 264 264\" xmlns=\"http://www.w3.org/2000/svg\"><path fill=\"white\" fill-rule=\"evenodd\" d=\"M69 4L75 15L62 14L61 10ZM26 5L16 7L12 0H0V80L10 77L17 97L10 98L9 88L0 86V214L5 212V202L13 204L12 210H23L15 203L17 180L41 183L45 181L46 170L64 167V160L41 158L39 149L44 144L37 129L28 126L31 115L19 102L30 88L48 89L54 66L60 64L59 52L71 48L77 53L78 58L68 70L79 83L60 90L52 101L54 113L57 117L67 115L85 121L95 116L90 101L103 97L100 94L102 81L96 78L103 50L117 44L127 47L132 55L122 58L121 70L149 61L141 52L148 27L139 19L140 9L130 7L129 0H28ZM183 27L182 23L174 28L156 26V31L161 33L156 39L174 38ZM37 37L40 39L39 57H29L28 52ZM201 46V36L193 34L179 43L176 51H168L163 56L164 67L158 79L155 101L174 109L169 113L170 127L164 126L159 133L149 131L141 135L147 113L144 105L137 103L130 112H111L97 121L93 129L95 140L112 156L134 163L138 169L134 174L139 173L140 178L131 190L123 191V198L139 219L151 216L153 201L169 200L174 196L157 176L145 172L157 150L164 156H171L173 143L186 134L190 119L187 110L181 107L186 88L201 105H207L209 110L216 107L218 88L213 78H202L190 88L182 79L187 69L198 67L196 54ZM237 156L238 153L233 152L231 161L225 166L239 176L253 160L245 156L237 159ZM134 174L129 173L124 178L131 180ZM8 260L16 264L15 250L9 251ZM219 264H232L231 255L219 257Z\"/></svg>", "mask_w": 264, "mask_h": 264}, {"label": "bare ground", "instance_id": "3", "mask_svg": "<svg viewBox=\"0 0 264 264\" xmlns=\"http://www.w3.org/2000/svg\"><path fill=\"white\" fill-rule=\"evenodd\" d=\"M25 1V0H24ZM139 1V0H138ZM142 1V0H141ZM146 2H148L149 3V0H145ZM156 1V0H155ZM159 1V0H158ZM177 1H179V0H174L173 1V4L174 3H176ZM183 1V0H182ZM181 1V2H182ZM214 2L213 3H215V6H216V1L217 2H219L218 0H213ZM16 2V1H15ZM144 2V1H143ZM161 2H162V4H165L167 1H165V3H164V1L162 0H160L159 2H158V5H161ZM168 2H170L169 0H168ZM210 2H212V0L210 1V0H191V4H192V7H193V9H195V10H199V8L197 9V7L195 8L194 6H198V7H202V9H203V7H204V5L206 6V4H208V3H210ZM221 2V1H220ZM17 3V2H16ZM28 3V0L26 1V4ZM151 3H154V2H151ZM157 2H155V4H156ZM231 3V2H230ZM244 3V2H243ZM21 4H22V2H21ZM25 3H23L22 4V6L24 5ZM155 4H153V5H155ZM170 4H172V0H171V3ZM173 4H172V6H173ZM176 4H178V3H176ZM212 3H210V5H211ZM218 4V3H217ZM220 4L222 5V3H219L218 4V6H220ZM17 5H19V4H17ZM157 5V4H156ZM175 5V4H174ZM21 6V7H22ZM26 6H28V5H26ZM71 6V5H70ZM70 6L68 5V7L70 8ZM143 6V5H142ZM146 6L148 7V4H146ZM163 6H171V5H163ZM162 6V7H163ZM208 6V5H207ZM217 6V7H218ZM231 6V5H230ZM258 6V5H257ZM19 7V6H18ZM133 7V6H132ZM146 7V8H147ZM153 7V6H152ZM156 7V6H155ZM201 7H200V9H201ZM222 7V6H221ZM68 8V10H64V9H62L63 11H62V14H64V15H75V12H74V10L72 9V8H70L69 9ZM140 8V7H139ZM143 8V7H142ZM149 8V7H148ZM158 8V7H157ZM175 8V7H174ZM178 8V7H177ZM208 8H209V6H208ZM218 8H220V7H218ZM217 8V9H218ZM151 9V8H150ZM155 9V8H154ZM163 9V8H162ZM214 9V8H213ZM42 11H43V9H41ZM41 10H39L41 13H42V11ZM216 11H218V10H216ZM220 11V10H219ZM233 11V10H232ZM144 12V11H143ZM214 12V11H213ZM222 12V11H221ZM220 12V13H221ZM215 13V12H214ZM219 13V14H220ZM142 14H144V13H142ZM225 14H227V13H223V14H220L219 16V19L220 18H223L224 16L223 15H225ZM244 14V13H243ZM207 15V14H206ZM205 15V16H206ZM200 16V15H199ZM214 16V15H213ZM223 16V17H222ZM253 16V15H252ZM142 17V16H141ZM141 17H139V19L141 18ZM162 17V16H161ZM217 17V16H216ZM229 17V16H228ZM227 16H226V18H228ZM237 17V16H236ZM255 17V16H254ZM166 18V17H165ZM198 18V17H197ZM213 18V17H212ZM162 19H164V18H162ZM165 20V19H164ZM202 20H204V19H202ZM206 20V19H205ZM212 20V19H211ZM215 21H216V18L214 19ZM221 20H223V19H221ZM241 20V19H240ZM248 20V19H247ZM256 20V19H255ZM149 21V20H148ZM196 21V20H195ZM254 21V20H253ZM258 21V20H257ZM162 22V21H161ZM168 22V21H167ZM176 22V21H175ZM191 22V21H190ZM213 22V21H212ZM220 22V21H219ZM195 23V22H194ZM197 23H200V21L199 22H197L196 21V25H198ZM209 23H211V22H209ZM249 23V22H248ZM259 23V22H258ZM163 24H164V22H163ZM178 24V23H177ZM254 24H255V22H254ZM149 25V24H148ZM169 25H170V23H169ZM184 25V24H183ZM193 25H195V24H193ZM209 25V24H208ZM245 25V24H244ZM247 25V24H246ZM245 25V26H246ZM249 25V24H248ZM262 25V24H261ZM153 26V25H152ZM228 26V25H227ZM226 25H222L221 24V26L219 27V29H218V31L219 32H221L220 34H219V32L217 31L216 32V30L214 31L215 33H217V34H219L220 35V37H219V35H217V34H215V36L217 35V39L215 38V37H213L215 40H212V41H215V42H213V45H211V46H209L208 44H207V42H209V41H205V37H203V43H204V47L203 48H207V49H205V50H203V52H204V54H205V52L209 55V59L211 58V57H217V59H222V58H228L229 56V54L231 53V51L233 52V50H235V52H236V49L238 50L237 52H239L240 51V54H243V53H241V50L239 49L240 47H239V45L238 44H236L235 45V41H234V38L232 39L231 38V36H230V38L228 37L229 35H230V32H228L229 30L227 29L228 27H230V26H228L227 27ZM257 26V25H256ZM260 26V25H259ZM185 27V26H184ZM212 27H213V25H212ZM215 27V26H214ZM258 27V26H257ZM196 28V27H195ZM215 28H217V25H216V27ZM224 28V29H223ZM225 28L228 30L227 31V37H228V39L229 40H227V37H225L226 38V43H225V39L223 38L224 37V35H225ZM233 28V27H232ZM254 28H255V26H254ZM260 28V27H259ZM150 30L152 29V28H149ZM196 29H198V28H196ZM208 29V28H207ZM214 29V28H213ZM223 29V30H222ZM248 29V28H247ZM249 29H250V26H249ZM252 29V28H251ZM256 29V28H255ZM154 30V29H153ZM152 30V31H153ZM188 30H189V28H188ZM210 30H212V29H210ZM209 30V31H210ZM220 30H222V31H220ZM232 30V29H231ZM182 31V30H181ZM181 31H180V34H181ZM183 31H184V29H183ZM183 31H182V33H183ZM235 31V30H234ZM250 31V30H249ZM252 31V30H251ZM254 31V30H253ZM195 32H197V31H195ZM255 32H256V30H255ZM153 33V32H152ZM224 35H223V34ZM231 33H232V31H231ZM154 34H155V32H154ZM160 34V33H159ZM159 34H157V36L159 37ZM179 34V35H180ZM195 34V33H194ZM199 34V33H198ZM229 34V35H228ZM235 34V33H234ZM240 33H238V35H239ZM178 35V36H179ZM185 35V34H184ZM189 35V34H188ZM205 35V34H204ZM210 35H211V33H210ZM212 35H214V33H213V31H212ZM237 35V36H238ZM176 36V35H175ZM182 36V35H181ZM203 36V35H202ZM209 35H207V37H208ZM234 36V35H233ZM232 36V37H233ZM219 37V38H218ZM242 36L241 35H239L238 36V38H241ZM37 38H39V37H37ZM154 38V37H153ZM170 38V37H169ZM173 38V37H172ZM237 38V37H236ZM237 38V39H238ZM90 39V38H89ZM151 39V38H150ZM149 39V40H150ZM164 39V38H163ZM175 39V38H174ZM179 39V38H178ZM186 39V38H185ZM207 39V38H206ZM208 39H209V37H208ZM212 39V38H211ZM243 39V38H242ZM39 41H40V39H38ZM240 41H241V39H239ZM38 41V42H39ZM147 41V40H146ZM152 41V40H151ZM164 41V40H163ZM170 41H173V40H170ZM176 41V39L173 41V43L172 42H168V43H170L171 45H173L174 43H177V41ZM228 41H232V43H233V41H234V45H232V43L231 42H228ZM37 42V41H36ZM159 42V41H158ZM161 42V41H160ZM167 42V41H166ZM180 42V41H179ZM217 42V43H216ZM230 43V44H228V43ZM238 42V41H237ZM145 43H147V42H145ZM151 43V42H150ZM154 43V42H153ZM163 43V42H162ZM181 43V42H180ZM216 43V44H215ZM240 43V42H239ZM243 43V45H244V42H242ZM148 44V43H147ZM166 45H167V47H168V44L167 43H165ZM207 44V45H206ZM215 44V45H214ZM40 45V44H39ZM119 45V44H118ZM118 45H115V46H118ZM146 45V44H145ZM144 45V46H145ZM170 45V46H171ZM238 45V47L236 48V46ZM242 45V44H241ZM125 46V45H124ZM165 46V45H164ZM164 46L162 45V47L164 48ZM151 47H152V45H151ZM150 47V48H151ZM154 47H155V45H154ZM156 47L158 48V47H160V46H157L156 45ZM162 47H160V48H162ZM243 47V46H242ZM241 47V48H242ZM121 48H122V46H121ZM160 48H158V49H160ZM166 48V47H165ZM170 48V47H169ZM236 48V49H235ZM244 48V47H243ZM124 49H125V47H124ZM144 49V48H143ZM142 49V50H143ZM153 49H155V48H153ZM172 49V51H173V48H171ZM171 49H169V50H171ZM157 50V49H156ZM202 50V49H201ZM200 50V51H201ZM243 50V49H242ZM245 50V49H244ZM247 50V49H246ZM106 51V50H105ZM168 51V50H167ZM175 51H176V48H175ZM75 52V51H74ZM109 52V51H108ZM117 52H120V51H117ZM165 52V51H164ZM202 52V51H201ZM247 52V51H246ZM103 53H105V52H103ZM122 53V52H121ZM127 53V52H126ZM145 53V52H144ZM148 53V52H147ZM152 53V52H151ZM154 53V56H155V52H153ZM30 54V53H29ZM33 54V53H32ZM109 54V53H108ZM142 54H143V52H142ZM149 54V53H148ZM31 55V54H30ZM59 55H60V57H61V60H60V64L59 65H56V66H54V69H53V78H52V80L50 81V83H49V86H48V89L46 90V91H39V90H37V88H35V87H33V88H30L29 90H28V92H27V94L24 96V97H21V98H19V99H21V100H26V104H24V105H22V106H24V107H26L27 108V110H28V113H29V115H31V118L32 119H34L35 121L36 120H38V119H40L41 118V120L43 121V119H44V122H43V127H41L40 126V128L41 129H43V130H41V131H39V129L38 128H36L35 126H33L34 125V123L31 125V128H32V126L33 127H35L36 129H38V135H40V140H41V142L43 143V142H49L50 144H53V145H55L54 144V142L56 141V139L58 138H60V136H62L60 133H62L61 132V130L59 131V132H57V134L55 133H52L51 131V129L49 130V128H54V126H60L61 127V125H63V126H65L66 124H65V122L64 121H66V122H68V121H70V120H67L66 118V116H64V117H57L56 116V114L54 113V110H53V105H52V101L55 99V97L56 96H58L59 94H60V90L61 89H70V88H72V87H75L78 83H79V80H78V78H76V77H74V76H72L71 75V73L69 72V67H70V65H71V63H74L75 61H76V59L78 58L77 57V55H74V53L73 52H71L70 51V48H65V49H63V50H61L60 52H59ZM125 55V54H124ZM159 55H161L160 53H159ZM212 55V56H211ZM103 56H105V55H103ZM148 56V55H147ZM162 56H164L163 54H162ZM231 56V55H230ZM33 57V56H32ZM34 57H39V55L37 54V56H34ZM236 57V55L234 56V58ZM158 58V60L156 61V62H158L159 64H157L158 66H161L162 65V67H164L163 66V64H164V62H163V58H159V57H157ZM199 58H201V57H199ZM231 58H233V55H232V57ZM4 59H9V57H5ZM108 59V58H107ZM117 59V58H116ZM159 59H161V60H159ZM202 59H203V56H202ZM113 60V59H112ZM117 60H119V59H117ZM153 60H155V58L153 59ZM199 60V59H198ZM211 61H212V59H210ZM116 61V60H115ZM203 61L205 62L206 61V63L208 62V59L207 60H205V57H204V59L203 60H200V62H202L203 63ZM208 62L207 64L209 65L210 63H211V65H209V67L210 66H212V67H210V69L212 68V70H213V64H212V62ZM256 61V60H255ZM161 62H163V64H161ZM200 62H199V64H198V67L199 66H201L202 65V63L200 64ZM262 63H264V62H262ZM140 64V63H139ZM204 64L205 63H203V66H204ZM207 64L205 65V66H207ZM216 65V64H215ZM262 65H264V64H262ZM158 66H156V67H158ZM204 66V67H205ZM120 67V66H119ZM118 66L116 67L115 65H113V64H111V63H109V62H105V63H103V62H100V64H99V66H98V70H97V74H96V78L97 79H99L100 81H102V84H103V89H102V91H101V95L103 96V97H101V98H99V99H95V98H93L91 101H90V107L92 108V109H94L95 107H97L96 105L98 104V107L97 108H99V105L101 104L100 102H105L104 104L105 105H107V102H108V100L110 101L111 99H112V97L114 98V96L113 95H111V93H112V90L115 88V87H117V85L118 84H120L122 81L124 82V74H123V71L121 70V68H119ZM139 67V66H138ZM198 67H192V68H189V69H187L186 70V72L183 74V76H182V79H184L185 78V76L186 77H189V79L187 78V80L186 81H188V80H190V77L191 76H193V74H194V70L196 69H199ZM203 67V68H204ZM222 67V66H221ZM161 69V68H160ZM206 69H208V68H206ZM229 69V68H228ZM231 69H233V68H231ZM222 70V69H221ZM245 70V69H244ZM257 70V69H256ZM161 71V70H160ZM162 71H163V69H162ZM206 71H208V70H206ZM209 71H211V70H209ZM216 71V70H215ZM237 70H234V73L236 72ZM129 72V71H128ZM193 72V73H192ZM213 72V71H212ZM220 72V71H219ZM230 72V71H229ZM245 72V71H244ZM125 73V72H124ZM160 73V72H159ZM162 73V72H161ZM195 73H196V71H195ZM209 73V72H208ZM226 73H227V75H228V72L226 71ZM233 73V71L231 70V74L229 73V76L231 77L230 78V80H233L234 78H237L235 75L236 74H232ZM237 73V72H236ZM261 73V72H260ZM159 75H161V74H159ZM159 75H157V76H159ZM191 75V76H190ZM209 74H207V76H208ZM234 76V78H232V76ZM128 76V75H127ZM126 76V77H127ZM131 76V75H130ZM134 76V77H133ZM146 75H141L140 76V74H135V73H133V75L131 76V78L130 79H133L134 81L135 80H140L141 78H142V80H143V78H147V76L145 77ZM206 76V77H207ZM226 76V75H225ZM228 76V77H229ZM260 76V75H259ZM125 77V78H126ZM133 77V78H132ZM184 77V78H183ZM209 77H210V75H209ZM213 77V76H212ZM211 77V78H212ZM228 77H225V79L227 78L228 79ZM261 77V76H260ZM135 78V79H134ZM138 78H140V79H138ZM192 79H194L193 77H191ZM214 78H215V76H214ZM213 78V79H214ZM262 78V77H261ZM144 79V80H145ZM150 79H152V77L151 78H147L146 80H149V82L150 83H152V85H154V84H157L158 83V81H155V80H153L152 79V81H150ZM156 80H157V78H155ZM191 79V80H192ZM221 81H224L225 79H224V77H221V78H219ZM227 79L225 80V82H223L224 84H226L227 83ZM240 78H238V80H239ZM190 80V81H191ZM214 80H216V79H214ZM230 80L228 79V81L230 82ZM247 80V79H246ZM254 80V79H253ZM194 81V80H193ZM197 81V80H196ZM217 81H219L218 80V78H217ZM233 81H235V83H236V80L234 79ZM144 82V81H143ZM148 82V81H147ZM217 83V82H216ZM234 83V84H235ZM243 83V82H242ZM245 83H246V81H245ZM125 84V83H124ZM137 84V83H136ZM146 84V83H145ZM233 84V83H232ZM238 84V83H237ZM151 85V86H152ZM0 86H2L3 88H5V89H8V94H9V97L10 98H12V99H17V97H16V93H15V90H14V88L11 86V78L10 77H6V78H4L3 80H0ZM149 86V85H148ZM227 86V85H226ZM225 86V87H226ZM228 86H232L231 85V83H230V85H228ZM237 86V85H236ZM241 86V85H240ZM224 87V88H225ZM233 87H234V85H233ZM227 88H229V87H226L225 89H224V92H225V90H228ZM238 88V87H237ZM254 88H255V86H254ZM115 89H119V86H118V88H115ZM231 89H233V88H231ZM236 88H234V90H235ZM221 90V89H220ZM229 90H230V88H229ZM114 91V90H113ZM118 91V90H117ZM185 91H188V89L186 88V90ZM231 91V90H230ZM229 91V92H230ZM127 92V91H126ZM228 92V91H227ZM237 92H238V90H237ZM236 91L234 92L233 91V94H232V96L234 95V94H236L237 93ZM258 92V91H257ZM185 94V96L184 97H187L188 95H186V92H184ZM232 92H230V94H231ZM261 93V92H260ZM188 94H189V92H188ZM224 94V93H223ZM155 95V94H154ZM237 96H235V98L236 99H239V97H238V93L236 94ZM258 95H259V93H258ZM112 96V97H111ZM227 96V95H226ZM230 96V95H229ZM242 96V95H241ZM111 97V98H110ZM117 97H118V95H117ZM117 97H116V95H115V99H114V101H116L117 100ZM127 97V96H126ZM231 97V96H230ZM234 97V96H233ZM232 98V97H231ZM234 98V100H236ZM251 99H253V98H251ZM113 100V99H112ZM152 100V99H151ZM194 100V99H193ZM245 100V99H244ZM113 101V102H114ZM150 101V100H149ZM240 101V100H239ZM242 101V100H241ZM117 102V101H116ZM135 102V101H134ZM229 102V101H228ZM190 103V102H189ZM188 103V104H189ZM233 103V102H232ZM234 103L235 104H237V102H235L234 101ZM234 103H233V106H235V110L234 111H231V113H230V115H227V116H231L232 117V119L233 120H231V122L232 123H235V125H234V127H233V129L235 128V129H237L238 128V126H236L237 125V119H238V123H240V122H244L243 120L245 119V122H246V120H247V118H248V120H250L249 118L251 117L250 116V112L251 113H253L254 111H258V110H261L262 112H264V96H255V98L252 100V102L251 103H247V104H250V105H246V106H248L247 108L249 109V110H246L247 108H246V106H245V108H242V109H238L237 108V106L238 107H242L241 105H244V104H241L240 105V103H238V105H234ZM243 103V102H242ZM104 104H103V108H104ZM110 104V103H109ZM108 104V105H109ZM112 104V103H111ZM114 105H115V103H113ZM148 104H150V103H148ZM148 104H146V105H148ZM183 104V103H182ZM224 105V104H223ZM226 105V104H225ZM112 106V105H111ZM151 106V105H150ZM182 106V105H181ZM190 106V105H189ZM228 106H230V105H228ZM102 107V106H101ZM109 107V106H108ZM149 107V106H148ZM167 107H169L168 105H167ZM200 107V106H199ZM105 108H107L106 106H105ZM117 108V107H116ZM146 108V107H145ZM164 108H166V107H164ZM186 108V107H185ZM230 108H231V106H230ZM108 109V108H107ZM167 109H169L170 111L172 110V109H170V108H167ZM200 109V108H199ZM97 110H101V108L100 109H96V112H97ZM102 110H104V109H102ZM102 110H101V112H102ZM174 110V109H173ZM172 110V111H173ZM198 110V109H197ZM196 110V111H197ZM229 107H228V112H229ZM247 111V112H245V111ZM95 111V110H94ZM112 111V110H111ZM155 111V110H154ZM210 111V110H209ZM227 111H225L226 113H227ZM105 112H108V111H105ZM110 112V111H109ZM147 112V111H146ZM164 112H165V109H164ZM198 112H199V110H198ZM153 113H155V112H153ZM170 113V112H169ZM201 113V112H200ZM226 113H225V115L224 116H226ZM259 113V112H258ZM96 114H98V113H96ZM96 114H95V118H97V116H96ZM103 114L104 113H102V115L101 116H103ZM116 114V113H115ZM211 114H213V113H211ZM247 114H249V117H247V118H242V117H246V115ZM260 114V113H259ZM99 116H100V114H98ZM106 115V114H105ZM151 115H152V113H151ZM206 115V114H205ZM218 115V114H217ZM220 115V114H219ZM258 115V114H257ZM148 116H150V115H148ZM147 116V117H148ZM168 116H169V114H168ZM192 116V115H191ZM213 116V115H212ZM226 116V117H227ZM248 116V115H247ZM66 117V118H65ZM151 117H153V116H151ZM156 117V116H155ZM166 117V116H165ZM202 117V116H201ZM200 117V118H201ZM207 117V116H206ZM225 117V118H226ZM63 118H65V119H63ZM98 118H100V117H98ZM97 118V119H98ZM145 118H146V116H145ZM149 118V117H148ZM169 118V117H168ZM224 118V117H223ZM224 118V119H225ZM228 118H230V117H227V119L226 120H228ZM256 118V122H257V117H255ZM63 119V120H62ZM151 119V118H150ZM153 119V118H152ZM151 119V120H152ZM190 119V122H191V118H189ZM196 119H197V117H196ZM214 119V118H213ZM224 119L222 120V124L224 123L223 121H224ZM231 119V118H230ZM242 121H241V120ZM31 120V119H30ZM33 120V121H34ZM99 120V119H98ZM158 120V119H157ZM204 120H206V119H204ZM234 120L236 121V122H234ZM252 120V119H251ZM255 120V119H254ZM72 121V120H71ZM82 121H84V120H81L80 122H82ZM94 121V120H93ZM96 121V120H95ZM153 121V120H152ZM159 121V120H158ZM199 121H200V119H199ZM201 121H203V120H201ZM64 122V123H63ZM85 122V121H84ZM83 122V123H84ZM165 122V121H164ZM215 122V121H214ZM226 122V121H225ZM228 123H225L226 124V126H228V125H231V128H232V124L230 123V121L228 120L227 121ZM31 123V122H30ZM38 123V122H37ZM56 123V124H55ZM57 123L59 124V123H63V124H60V125H57ZM73 123V122H72ZM78 123V122H77ZM76 123V124H77ZM82 123V124H83ZM97 123V122H96ZM154 123H156V122H154ZM157 123H159V122H157ZM156 123V124H157ZM163 123V122H162ZM161 123V124H162ZM194 123V122H193ZM192 123V124H193ZM195 123H196V121H195ZM212 123V122H211ZM250 123V122H249ZM255 123V122H254ZM40 124H42V122L40 123ZM55 124V125H54ZM75 124V123H74ZM81 124V125H82ZM88 124H89V122H88ZM153 124V123H152ZM171 123H169V125H170ZM190 124V123H189ZM200 124V123H199ZM201 124H203V123H201ZM225 124H223V125H225ZM228 124V125H227ZM246 123H244V125H245ZM30 125V124H29ZM54 125V126H53ZM93 125V124H92ZM154 125V124H153ZM163 125V124H162ZM169 125H166V126H169ZM196 125V124H195ZM212 125H213V127H214V124L212 123ZM239 125V124H238ZM242 125V124H241ZM251 125H252V123H251ZM254 125V124H253ZM51 126V127H50ZM53 126V127H52ZM68 127L67 128H69L70 127V124L69 125H67ZM75 125H73V127H74ZM86 126V125H85ZM85 126H83V127H85ZM189 126V125H188ZM194 126V125H193ZM202 126V125H201ZM236 126V127H235ZM246 126V125H245ZM244 126V127H245ZM255 126V125H254ZM73 127H70V128H72L73 129ZM154 127V126H153ZM159 127H162L161 125L160 126H157V128H158V130H161ZM200 127V126H199ZM212 127V126H211ZM211 127H210V130H211ZM212 127V128H213ZM219 127V126H218ZM230 127V126H229ZM229 127L227 128V129H229ZM240 127V126H239ZM248 127V126H247ZM56 128V127H55ZM54 128V129H55ZM62 128H64V127H62ZM66 128V127H65ZM65 128L63 129V132H66L67 134H70V132H68V130L67 131H64L65 130ZM143 128V127H142ZM144 128H145V126H144ZM149 128V127H148ZM209 128V127H208ZM216 128V127H215ZM222 128H223V126H222ZM53 129V130H54ZM59 129H61V128H59ZM77 129V128H76ZM81 129H84V128H81ZM85 129H87V128H85ZM84 129V130H85ZM93 129V128H92ZM145 129H147V128H145ZM189 129V128H188ZM195 129V128H194ZM193 129V130H194ZM196 129H200V128H196ZM227 129H225L226 130V132H224V130H222V133L225 135L226 133H228V134H226L225 136H231L230 134L232 133H229L228 131H227ZM234 129V130H235ZM244 129V128H243ZM83 130V131H84ZM148 130V129H147ZM156 130V129H155ZM158 130H156V131H158ZM190 130V129H189ZM192 130V129H191ZM205 130H207V129H205ZM209 130V129H208ZM205 131L206 133H203V136H205L206 138L208 137L209 138V140H210V138L212 139L211 141L212 142H210L209 141V143H210V145H211V143L213 144V142H214V144L215 143H217L218 144V142H221V141H224L222 138H224V137H222L221 139L222 140H220L219 139V137H218V134H219V132H217V131H214V129H213V133L215 132L216 134H217V139H215V136L213 135V133H212V135H210L209 136V131ZM218 130H221V128L220 129H218ZM232 130V129H231ZM233 130V131H234ZM240 130V129H239ZM242 130V129H241ZM258 130V129H257ZM50 131V133H52V134H54V135H56V139H51V138H54V135H53V137H51L52 136V134H49L48 132ZM88 131V130H87ZM150 131V130H149ZM148 131V132H149ZM200 131V130H199ZM46 132H47V134H46ZM73 132H74V129H73ZM147 132V131H146ZM196 132V131H195ZM203 132V131H202ZM207 132H208V134H207ZM221 132V131H220ZM236 132H240V131H236ZM261 132V131H260ZM60 135H59V134ZM66 133H64V134H66ZM88 133V132H87ZM188 132H186V134H187ZM190 133V132H189ZM191 133H192V131H191ZM198 133V132H197ZM196 133V134H197ZM222 133L220 134V135H222ZM50 136H49V135ZM63 134V133H62ZM78 134V133H77ZM80 134V133H79ZM83 134H85V136H86V133H83ZM200 134V133H199ZM204 134H207V135H204ZM211 134V133H210ZM49 137H48V136ZM59 135V136H58ZM72 135H74V134H72ZM81 135H82V133H81ZM92 135V134H91ZM201 135V134H200ZM242 135V134H241ZM244 135V134H243ZM242 135V136H243ZM68 136V135H67ZM82 136H84V135H82ZM82 136H80V137H82ZM188 136H190V134H188ZM203 136H202V138H203ZM233 136H234V134H233ZM233 136L231 137V138H233ZM237 136H239L238 134H237ZM237 136H236V134H235V139L237 138ZM245 136H246V134H245ZM77 137H78V135H77ZM91 137V136H90ZM92 137H94V136H92ZM91 137V138H92ZM198 138H199V136H197ZM214 139H213V138ZM241 137V136H240ZM244 137V136H243ZM70 138V137H69ZM87 138V137H86ZM191 138V137H190ZM196 138V137H195ZM201 138V137H200ZM201 138V139H202ZM205 138V139H206ZM227 138V142H229V141H232V140H229L230 138H228V137H226ZM57 139V140H58ZM61 139V138H60ZM59 139V140H60ZM82 139H83V137H82ZM189 139V138H188ZM219 139V140H218ZM225 139V138H224ZM234 139V138H233ZM234 139V140H235ZM240 139V138H239ZM247 139L248 138H246L245 140L247 141ZM73 140H74V138H73ZM83 140H85V139H83ZM190 140V139H189ZM192 140V139H191ZM190 140V141H191ZM194 140V139H193ZM204 140V139H203ZM207 140V139H206ZM214 140V141H213ZM216 140L218 141V142H216ZM234 140H233V142H234ZM237 140V139H236ZM249 140H250V138H249ZM254 140V139H253ZM259 140V139H258ZM74 141H76V140H74ZM201 141V140H200ZM242 141V140H241ZM261 141V140H260ZM51 142H53V143H51ZM59 142V141H58ZM60 142H62V141H60ZM71 142V141H70ZM195 142H196V140H195ZM198 142V141H197ZM202 142V141H201ZM251 142V141H250ZM86 143V142H85ZM193 143H194V141H193ZM206 144H205V146H204V148L206 147V145H208L207 144V142H205ZM238 143V141L235 143V144H237ZM243 143H244V141H243ZM246 143V142H245ZM248 143V142H247ZM246 143V144H247ZM61 144V143H60ZM79 144H80V142H79ZM83 144V143H82ZM225 144V143H224ZM228 144V143H227ZM254 144V143H253ZM44 145H46L45 143H44ZM52 145V146H53ZM77 145V144H76ZM91 145V144H90ZM210 145H208V146H210ZM221 145H223L222 144V142H221ZM220 145V146H221ZM238 145V144H237ZM240 145L242 146V144L240 143ZM239 145V146H240ZM261 145V144H260ZM260 145H258V146H260ZM212 146H214V145H212ZM212 146H210V148L212 149L213 147ZM216 146L219 148L220 146H219V144L218 145H216L215 144V146H214V148H215V150H214V148H213V152H217V154L219 155H221L222 153L219 151V153H218V151H217V148H216ZM224 146V145H223ZM223 146H221L220 148V150L222 151L226 146H228V145H226L225 144V147L223 148ZM46 147V146H45ZM44 147V148H45ZM68 147H70V145L68 146ZM79 147V146H78ZM198 147V146H197ZM238 147V146H237ZM243 147V146H242ZM245 147V146H244ZM44 148H42L41 147V153H39V154H41V158L43 159V160H46V157L43 155V153H46V150L44 149ZM53 148V147H52ZM86 148V147H85ZM89 148V147H88ZM92 148V147H91ZM101 148V147H100ZM207 148V147H206ZM223 148V149H222ZM77 149V148H76ZM227 149V148H226ZM229 149V148H228ZM237 149V148H236ZM242 149H244V148H242ZM257 149V148H256ZM47 150H48V148H47ZM51 150H53V152L56 154H60V152L59 151H57L56 149H51ZM84 150V149H83ZM93 150V149H92ZM95 150V149H94ZM105 150V149H104ZM204 150V149H203ZM230 150V149H229ZM246 150V149H245ZM244 150V151H245ZM45 151V152H44ZM78 151V150H77ZM82 151V150H81ZM89 151V150H88ZM91 151V150H90ZM89 151V152H90ZM182 151H183V149H182ZM206 151H208V150H205L204 152H206ZM212 151V150H211ZM211 151H209L207 154H209V153H212ZM238 151V150H237ZM248 151V150H247ZM70 152H73V151H70ZM78 152H80V151H78ZM83 152V151H82ZM201 152H202V150H201ZM230 152H231V150H230ZM239 152V151H238ZM237 152V153H238ZM246 152V151H245ZM249 152H250V150H249ZM54 153H52V155L54 154ZM101 153V152H100ZM106 153V152H105ZM175 153V152H174ZM224 153H225V149H224ZM227 153V152H226ZM240 153V152H239ZM48 154V153H47ZM69 154V153H68ZM156 155L154 156L155 158H154V161L158 164L159 163V165H158V168H156L157 170H160L161 171V175H158L157 174V170H156V172H155V174H157L158 176H157V178H159L162 182H163V184H164V186H166L170 191H174V190H172L173 189V187L174 186H176V184H177V181L178 180H180V175L182 174L181 173V171H180V167H178L176 164H172V163H169L168 161H167V156H166V158H165V156L163 155V154H161L158 150L156 151V153H155ZM201 154V153H200ZM216 154V155H217ZM229 153H227V156H229L228 155ZM242 154V153H241ZM254 154H256V153H254ZM46 155V154H45ZM50 155V154H49ZM48 155V156H49ZM63 155V154H62ZM66 155V154H65ZM78 155V154H77ZM98 155V154H97ZM109 155V154H108ZM189 155V154H188ZM226 155V154H225ZM225 155H223L222 154V156H225ZM240 155V154H239ZM243 155V154H242ZM252 155V154H251ZM47 156V155H46ZM59 156V155H58ZM172 156V155H171ZM192 156V155H191ZM194 156V155H193ZM207 156V155H206ZM221 156V157H222ZM226 156V157H227ZM260 156V155H259ZM53 157V156H52ZM54 157H55V155H54ZM60 157H62V156H60ZM68 157V156H67ZM113 157V156H112ZM169 157V156H168ZM221 157L219 156V158H220V160H221ZM48 159L47 160H50L51 158L50 157H47ZM166 160H165V159ZM195 158H196V156H195ZM194 158V159H195ZM201 158H203V157H201ZM225 158V157H224ZM238 158V157H237ZM253 158V157H252ZM258 158V157H257ZM67 159V158H66ZM72 159V158H71ZM86 159V158H85ZM98 159V158H97ZM103 159V158H102ZM193 159V158H192ZM193 159V160H194ZM206 159V158H205ZM208 159V158H207ZM215 159V158H214ZM223 159V158H222ZM226 159H230V161H231V157L230 158H226ZM240 159V158H239ZM62 160V159H61ZM69 160V159H68ZM88 160V159H87ZM91 161V160H90ZM89 161V162H90ZM165 161H167L168 163H166ZM260 161V160H259ZM79 162V161H78ZM82 162V161H81ZM113 162V161H112ZM154 162V163H155ZM194 162V161H193ZM206 162V161H205ZM211 162V161H210ZM213 162V161H212ZM106 163V162H105ZM109 163V162H108ZM116 163V162H115ZM151 163V162H150ZM203 162H201V164H202ZM207 163V162H206ZM209 163V162H208ZM259 163V162H258ZM91 164V163H90ZM89 164V165H90ZM110 164V163H109ZM134 164V163H133ZM66 165V164H65ZM81 165V164H80ZM83 165V164H82ZM104 165V164H103ZM102 165V166H103ZM255 164H253L252 166H254ZM257 165V164H256ZM261 165V164H260ZM66 166H68V165H66ZM65 166V168H67ZM73 166V165H72ZM75 166V165H74ZM108 166V165H107ZM112 166H114V165H112ZM118 166V165H117ZM116 166V168H118ZM135 166V164L133 165V167ZM151 166V165H150ZM155 166H157V165H155ZM203 166H205V165H203ZM209 167V165L208 164H206V167ZM211 166H212V164H211ZM210 166V167H211ZM251 166V167H252ZM76 167V166H75ZM84 167H85V165H84ZM101 167V166H100ZM131 167V166H130ZM132 167V168H133ZM207 167V168H208ZM213 167V166H212ZM62 168V167H61ZM68 168H69V166H68ZM110 168V167H109ZM108 168V169H109ZM123 169H121V167H120V169H116L115 171H117V170H120V173H122V175H120V177L119 178H115V179H113V180H115V181H113L112 180V183H114V184H117V186H116V188H115V191H114V193H113V195L110 197L111 198V200H108V199H106V198H97V199H94V198H92V197H94V196H92V194L90 193V195L87 197L88 198V204H92V205H96L97 207H98V209L100 208L101 209V206H103L102 208H106L107 209V211H108V209L110 210L112 207H111V205L113 204L112 202H114V200L115 199H118V200H120V201H125V199L123 198V191H128V190H131L132 189V187H133V185L135 184V182H136V180L137 179H139L140 178V174L139 173H136V174H134L135 172H137L138 171V169L136 168V166L132 169V171H130V174H134L133 175V177H132V179L131 180H127V179H125L124 177H126L128 174H129V172H128V166H127V168L128 169H126V166H125V169H126V171H124V172H122V170H125L124 169V167H122ZM226 168V167H225ZM250 168V167H249ZM248 168V169H249ZM255 168V167H254ZM254 168H253V170H254ZM70 169V168H69ZM102 169V168H101ZM131 169V168H130ZM204 169V168H203ZM227 170H228V168H226ZM57 170V169H56ZM80 170V169H79ZM112 170V168L109 170V171H111ZM149 170V169H148ZM146 171L145 172V174L147 175V173L149 172V171ZM198 170V169H197ZM212 170V169H211ZM224 170V169H223ZM250 170V169H249ZM8 171H9V173L11 174V169L9 168L8 169ZM58 171V170H57ZM102 171H103V169H102ZM114 171V172H115ZM152 171V170H151ZM196 171V170H195ZM205 171H206V169H205ZM207 171H209L210 172V168H209V170L207 169ZM261 171V170H260ZM68 172H70V171H68ZM107 172V171H106ZM114 172H112V173H114ZM133 172V173H132ZM227 173V178H228V176H230V173L228 172V171H226ZM253 173H254V171H252ZM119 173V174H120ZM149 173H153V171L152 172H149ZM181 173V174H180ZM203 173H205V172H203ZM229 173V174H228ZM245 173V172H244ZM99 174V173H98ZM107 174H108V172H107ZM107 174H105V175H107ZM115 174V173H114ZM113 174V175H114ZM118 174V173H117ZM154 174V175H155ZM207 174V173H206ZM213 174V173H212ZM226 174L224 175L225 177H226ZM248 174V173H247ZM250 174H252L251 172H250ZM259 174H261V173H259ZM102 175V174H101ZM104 175V174H103ZM109 175V174H108ZM107 175V176H108ZM184 175V174H183ZM208 175V174H207ZM220 175V174H219ZM232 175V174H231ZM243 175V174H242ZM254 175H256V173H254ZM185 176V175H184ZM200 176V175H199ZM251 175H249V177H250ZM257 176H258V173H257ZM67 177L70 179V180H72V181H70L68 184H69V186H67V187H69V192L71 191V192H76V190L79 188H77V186L74 184V179L76 180V178L75 177H77L74 173H68V175H67ZM109 177V176H108ZM233 177V175L231 176V177H229L228 179L229 180H227V181H230V178H232ZM247 177V176H246ZM255 177V176H254ZM258 177H260V176H258ZM65 178V177H64ZM94 178H96V177H94ZM133 178H135V179H133ZM211 178V177H210ZM237 178H238V176H237ZM243 178V177H242ZM241 178V179H242ZM252 178H253V176H251V178H249V180H251L252 182L254 181L255 183H258L259 182V179H255V178H253L254 180H252ZM68 179V180H69ZM206 179H208V178H206ZM206 179H205V182H207L206 181ZM233 179H234V177H233ZM243 179H245V178H243ZM97 179H95L94 181H96ZM223 180H224V178H223ZM236 180V179H235ZM238 180H240V179H238ZM246 181H247V179H245ZM257 182H256V181ZM54 179L52 178V176L51 175H49V173H47L46 172V178H45V181L43 182H39V181H37V182H35V183H33V182H27V181H23V180H17V188H16V191H17V200L15 201V203H19L22 207H23V210L21 211L20 210V208H14L13 210H12V208H13V204L11 203V202H5L4 203V205H3V207H4V209H5V212L3 213V214H0V217L2 216H5V219H7V220H5V221H3L2 222V219H0V221L2 222V223H0V224H2V225H6V222H7V228L5 227V228H3V229H5L6 231H7V229H8V231L5 233V230H3L2 229V226H0L1 228L0 229H2V231H3V236H1L2 237V241H1V243H2V246H0V249L2 248V250H0V264H10V262H9V260H8V253H9V251H11V250H15V252H16V254H17V261H16V264H59V262L57 261V260H55V256L53 257L52 256V252H51V246H50V243H49V241H48V239H51V235H56L57 237H58V239H59V243H63V244H66V245H69V247H70V241H74V239H73V237L72 236H75L74 235V232H73V226L71 227V225H70V223H69V225L68 226H65V225H63L64 223H66L64 220V216H66L65 215V210L62 208V207H64L65 208V206H62V203H61V201H60V198H58L59 196V192H58V187L55 185V183H54ZM93 181V180H92ZM93 181V182H94ZM100 181H102V180H100ZM227 181L225 182L224 181V183H227ZM244 181V180H243ZM241 182V183H244V182H246V181H244V182ZM68 182V181H67ZM103 182V181H102ZM106 182V181H105ZM104 182V183H105ZM211 182V181H210ZM232 182H234V181H232ZM238 182V181H237ZM237 182H235V184L237 183ZM89 183V182H88ZM91 183V182H90ZM89 183V184H90ZM97 183V182H96ZM189 183V182H188ZM188 183H186V185L188 184ZM203 183V182H202ZM221 183H223V181H221ZM224 183L221 185V186H223L224 185ZM239 183V182H238ZM262 183H264V182H262ZM261 183V184H262ZM65 184V183H64ZM67 184V183H66ZM193 184V183H192ZM204 184V183H203ZM217 184V183H216ZM229 185H227L228 187H226V188H224L225 186H223V187H221V189H222V191L224 190V189H226L225 191H227V189L230 187V182L228 183ZM246 184H248V183H246ZM246 184H244V185H246ZM259 184V183H258ZM55 185V186H54ZM206 185H207V183H206ZM209 185V184H208ZM212 185V184H211ZM243 185V186H244ZM253 185L255 186V184L253 183ZM257 185V184H256ZM65 186V185H64ZM113 186H115V185H113ZM213 186V185H212ZM217 186H218V184H217ZM240 187H238V188H241V189H243L242 190V192H244V188H245V186H244V188H242L241 187V184L239 185ZM259 186H260V184H259ZM62 187V186H61ZM90 187V186H89ZM187 187V186H186ZM193 187V186H192ZM191 187V188H192ZM203 187V186H202ZM219 187V186H218ZM252 187V186H251ZM250 187V189H249V186H248V188H247V190L249 189V190H251L252 188ZM57 188V189H56ZM96 188V187H95ZM101 188V187H100ZM176 188H178V187H176ZM208 188H215L214 186L213 187H208L207 186V190H209ZM254 188H257L258 190H259V188H258V185L256 186V187H254ZM60 189V188H59ZM68 188H66V189H64V190H67ZM89 189V188H88ZM94 189V188H93ZM175 189V188H174ZM206 189V188H205ZM220 189V190H221ZM232 189V188H231ZM241 189H239V190H241ZM64 190H62V191H64ZM79 190V189H78ZM96 190V189H95ZM101 190V189H100ZM114 190V189H113ZM191 190V189H190ZM211 190V189H210ZM219 190V191H220ZM230 189H228V191L227 192H231V190L229 191ZM233 190L234 189H232V193H233ZM35 191V192H34ZM61 191V190H60ZM61 191V193H63ZM90 191H91V189H90ZM104 191H105V188H104ZM212 192L214 191L213 189L211 190ZM225 191H223L224 193H223V197H225L224 196V194H227ZM93 192V191H92ZM99 192V191H98ZM188 192V191H187ZM215 192H216V190H215ZM241 192V191H240ZM239 192V193H240ZM249 192V191H248ZM65 193V192H64ZM94 193H96V191L94 192ZM101 193V192H100ZM208 193V192H207ZM217 193V192H216ZM215 193V194H216ZM251 193V192H250ZM253 193V192H252ZM254 193H257V192H254ZM46 194V196H47V194H49V198H50V200L48 201L49 203L48 204H46L45 203V206L44 205H39L38 204V200H36V198H37V196H40L41 197V195H45ZM97 194V193H96ZM191 194H192V192H191ZM202 194V193H201ZM209 194V193H208ZM208 194H206V196L205 195H202V197H204L205 196V198H208ZM211 194V193H210ZM218 194V193H217ZM220 194H222V192L220 193ZM241 194V193H240ZM243 194V193H242ZM67 195V194H66ZM212 195V194H211ZM210 195V196H211ZM232 195H234V193L232 194ZM257 195H260L259 194V191H258V193H257ZM98 196H100V194L98 195ZM213 196V195H212ZM220 196V195H219ZM249 197L251 196H256L255 194L253 195V194H250V195H248ZM101 197V196H100ZM105 197V196H104ZM188 197H189V195H188ZM193 197H194V195H193ZM195 197H196V195H195ZM194 197V198H195ZM198 197V196H197ZM214 197V196H213ZM213 197H212V199H213ZM221 197V196H220ZM222 197V198H223ZM247 197V196H246ZM246 197H245V200H246ZM248 197V198H249ZM252 197V198H253ZM258 197V196H257ZM260 197V196H259ZM261 197H262V195H261ZM96 198V197H95ZM193 198V199H194ZM199 198V197H198ZM219 198V197H218ZM228 198V197H227ZM238 198V197H237ZM247 198V202H248V200L249 201H251L252 199L251 198H249L248 199ZM40 199V198H39ZM43 199V198H42ZM174 199V198H173ZM191 199V198H190ZM202 199H204V198H202ZM209 199H210V197H209ZM230 199V198H229ZM236 199V198H235ZM254 199V198H253ZM41 200V199H40ZM117 200V201H118ZM177 200V199H176ZM205 200V199H204ZM211 200V199H210ZM219 200V199H218ZM227 200V199H226ZM257 199H255L254 201H256ZM259 200L262 202V204H264V201H262L260 198H259ZM259 200H257V201H259ZM37 201V202H36ZM194 201H195V199H194ZM197 201V200H196ZM206 201H208L207 199H206ZM213 201H214V199L211 201L212 203H213ZM216 202H217V200H215ZM234 201V200H233ZM244 201V200H243ZM254 201H252V203L254 202ZM70 202V201H69ZM126 202V201H125ZM163 203H164V201H162ZM198 202V201H197ZM205 202V201H204ZM219 202V201H218ZM229 202V201H228ZM238 202V201H237ZM245 202V201H244ZM115 203H116V201H115ZM115 203L113 204V205H115ZM159 203V201H153L152 202V208H153V212H152V214H151V216L149 217V218H147V219H139V218H137L136 216H135V214H134V212L133 211H130L129 209H128V207H127V209L125 210V212H127L128 214L127 215H129V218H130V221H128L127 220V222H125L124 220V222L125 223H123V224H121V225H119V226H117L116 225V223H115V220H114V218L111 216V213H110V211L112 210H110V211H108V213L106 214L105 212H99V210L97 209V207H95V205L93 206V207H95V209L94 210H98V212H96V211H93V209L91 210V208L89 209V211L90 212H86L85 211V213L84 214H86L87 213V215H85L86 216V218H87V216L89 215L91 218V220L94 222V226H99V229H101L100 227H103V229H104V231H105V235H106V238L104 237V239L102 238V240L103 241H105V240H107V242H109L110 243V245L109 246H111V247H113V248H116L117 249V253H118V250H121L122 251V253H121V255H124L125 257H127V259L130 261H134L135 263H138V264H147L148 262H150V261H155L156 263L158 262L159 264L161 263V264H172V262L175 260L174 258H177L176 256H178V255H176L177 254V249L178 248H180L181 246H179L180 244H177V240L179 239L180 240V236H181V234H182V231H180V227L179 228H176V227H172L173 228V230L172 229H170V230H166L165 229V227H164V223H161V221H160V217H161V215H163L164 213H165V211L166 212H168V211H171V210H166V205H165V207H160V208H158L157 207V204ZM220 203H222V202H220ZM226 203V202H225ZM233 203V202H232ZM232 203H231V205H232ZM259 203V202H258ZM257 203V204H258ZM116 204H118V202L116 203ZM165 204H166V202H165ZM205 204V203H204ZM208 204V203H207ZM214 204V203H213ZM218 204V203H217ZM216 204V205H217ZM236 205L238 204V203H235ZM245 205H246V203H244ZM254 204V203H253ZM255 204H256V202H255ZM254 204V205H255ZM101 205V206H100ZM106 207H105V206ZM175 205V204H174ZM206 205V204H205ZM209 205V204H208ZM211 205V204H210ZM215 205V204H214ZM235 205V206H236ZM245 205H242V206H244L245 207ZM249 205H252L251 203L249 204ZM249 205H246V206H249ZM259 205V204H258ZM261 205V204H260ZM100 206V207H99ZM126 206H127V204H126ZM213 206V205H212ZM218 206V205H217ZM219 206H221V205H219ZM218 206V207H219ZM223 206V205H222ZM225 206V205H224ZM262 207H264V205H261ZM114 208L116 207V206H113ZM168 207V206H167ZM177 207V206H176ZM196 207V206H195ZM200 207V206H199ZM216 207V206H215ZM214 207V208H215ZM226 207V206H225ZM236 207H238L239 208V204H238V206H236ZM240 207H241V204H240ZM244 207H242V208H244ZM251 207V206H250ZM256 207H257V205H256ZM255 207V208H256ZM260 207V206H259ZM212 208V207H211ZM224 208V207H223ZM222 208V209H223ZM242 208H240L241 210H242ZM252 208H254L253 206H252ZM251 208V209H252ZM66 209H67V207H66ZM169 209V208H168ZM172 209V208H171ZM225 209H227V208H225ZM224 209V210H225ZM232 209H233V207H232ZM246 209V208H245ZM248 209V208H247ZM257 209V208H256ZM255 209V210H256ZM262 209V208H261ZM49 210V211H48ZM82 210V209H81ZM115 210V209H114ZM195 210H196V208H195ZM215 210V212L218 210H216V209H214ZM254 210V211H255ZM258 210V209H257ZM93 211V212H92ZM172 211L174 212V210L172 209ZM212 211V210H211ZM238 211H239V209H238ZM245 211V210H244ZM247 211V210H246ZM252 212H253V210H251ZM31 212H32V214H33V212H38V213H40L39 215V218L37 219V221H35V220H31L32 222H30V223H32V225L30 224V223H28V225H26L27 224V221L24 223V221L25 220H29L28 218L26 219V217L27 216H32V214H31ZM41 212H43V213H41ZM45 212V213H44ZM49 214H48V213ZM66 212H69L68 210L66 211ZM93 214H92V213ZM94 212H96L95 214H94ZM208 212V211H207ZM218 212V211H217ZM227 212V211H226ZM241 212V211H240ZM243 212V211H242ZM248 212L251 214L252 212H250V208H249V210H248ZM70 213V212H69ZM103 213H105V214H103ZM224 213V212H223ZM238 213V212H237ZM255 212H253V214H254ZM260 213H262V211L260 212ZM26 214H27V216H26ZM68 214V213H67ZM83 214V215H84ZM166 214H168V213H166ZM198 214V213H197ZM204 214V213H203ZM213 214V213H212ZM217 214V213H216ZM218 214H219V212H218ZM226 214H228V213H226ZM234 214V212L232 213V215ZM257 214V213H256ZM262 214H264V213H262ZM47 215H50V217L49 216H47ZM56 215H58V218L59 219H61V223L59 222V223H57V221H55L56 219H54V216L56 217ZM175 215L177 216L178 214L175 212ZM204 215H206V214H204ZM204 215H203V217H204ZM215 214H213L212 216H214ZM225 215V214H224ZM36 216V215H35ZM44 216H47V217H44ZM164 216H165V214H164ZM167 216V215H166ZM188 216V215H187ZM186 216V217H187ZM248 216V215H247ZM261 215H259V217H260ZM69 217V216H68ZM113 219H112V218ZM178 217V216H177ZM208 217H209V215H208ZM219 217V216H218ZM236 217H237V215H236ZM241 217V216H240ZM250 217H251V215H250ZM57 218V219H58ZM205 218V217H204ZM203 218V219H204ZM207 218V217H206ZM211 218H213V217H210V219ZM222 218H224V216L222 217ZM229 218V217H228ZM232 218H234V215H233V217ZM255 218H257V215H255ZM261 218V219H260ZM260 218H257V220H258V223L260 224H258L259 226H261L262 224H261V221H262V218H264V216H261ZM24 219V220H23ZM63 219V220H62ZM74 219V218H73ZM163 219V218H162ZM176 219H178V218H176ZM208 219V218H207ZM210 219H208V220H210ZM215 219H216V216H215ZM218 219V218H217ZM229 219H231V218H229ZM228 219V220H229ZM235 219V218H234ZM241 219H243V218H241ZM72 220V219H71ZM85 220V219H84ZM204 220H206V219H204ZM212 220V221H211ZM210 221L211 222H213L214 221V218L213 219H211ZM246 220V219H245ZM244 220V221H245ZM250 220L251 221H253L252 220V218H250L249 219V222H250ZM256 220V219H255ZM254 220V221H255ZM259 220H260V222H259ZM70 221V220H69ZM73 221V220H72ZM92 221H90V222H92ZM171 221H172V219H171ZM181 221H182V219H181ZM184 221V220H183ZM182 221V222H183ZM186 222L188 221V220H185ZM190 221V220H189ZM215 221H217V220H215ZM218 221H221L220 219L218 220ZM225 221V220H224ZM231 221H232V219H231ZM235 221H236V219H235ZM243 221V220H242ZM243 221V222H244ZM246 221H248V220H246ZM5 222V223H4ZM71 222V221H70ZM92 222V223H93ZM162 222H164V221H162ZM207 223H208V221H206ZM227 222V221H226ZM262 222H264V221H262ZM22 223H24V225L22 226ZM74 223V222H73ZM88 224H89V222H87ZM174 223V222H173ZM177 223L179 224V225H177L176 224V226H182L183 225V223H182V225H180V223L181 222H178L177 221ZM214 223V222H213ZM229 223V222H228ZM246 223V222H245ZM87 224V225H88ZM184 224H187V223H184ZM212 224V223H211ZM220 224H221V222H220ZM231 224V223H230ZM247 224V223H246ZM25 225L27 226V227H29V226H31L32 227V236H31V238H28V240H24L22 237L24 236V235H22V232H23V230H24V227H25ZM76 225V224H75ZM172 225V224H171ZM196 225V224H195ZM228 225V224H227ZM232 225V224H231ZM250 225V224H249ZM184 226V225H183ZM183 226H182V228H183ZM192 226H193V224H192ZM206 226H207V224H206ZM232 226H234V225H232ZM242 226H244V223H243V225ZM241 226V227H242ZM259 226L257 227V230H258V228H259ZM22 227H23V230H21L22 229ZM27 227H25V229L27 228ZM85 227V226H84ZM194 227V226H193ZM208 227V226H207ZM212 227V226H211ZM221 227V226H220ZM229 227V226H228ZM231 227V226H230ZM262 227H264V225H262ZM175 228V229H174ZM185 228H186V226H185ZM188 228V227H187ZM206 228V227H205ZM210 228V227H209ZM224 228V227H223ZM227 228V227H226ZM261 228V227H260ZM28 229V228H27ZM103 229H101L100 231H103ZM168 229V228H167ZM202 229V228H201ZM208 229V228H207ZM206 229V230H207ZM221 229V228H220ZM232 229V228H231ZM239 229H240V227H239ZM242 229H244V228H242ZM248 229V228H247ZM183 230V229H182ZM205 230V229H204ZM222 230H224V229H222ZM234 230V229H233ZM241 230V229H240ZM245 230V229H244ZM260 230V229H259ZM258 230V231H259ZM22 231V232H21ZM75 231H76V229H75ZM87 231V230H86ZM93 231V230H92ZM99 231V230H98ZM225 231H227V229H225ZM229 231V230H228ZM239 231V230H238ZM242 231V230H241ZM262 231V230H261ZM77 232V231H76ZM198 232H199V229H198ZM212 232V231H211ZM224 232V231H223ZM229 232H232V230H230ZM247 232H248V230H247ZM0 233H1V230H0ZM24 233H25V231H24ZM97 233V232H96ZM100 233V232H99ZM240 233V232H239ZM238 233V234H239ZM246 233V232H245ZM256 233H257V231H256ZM209 234H210V232H209ZM208 234V235H209ZM213 234V233H212ZM224 234V233H223ZM21 235H22V237H21ZM98 235V234H97ZM183 235V234H182ZM208 235H206V236H208ZM222 235V234H221ZM224 235H226V233L224 234ZM233 235H234V233H233ZM241 235H243V234H241ZM51 236V237H50ZM91 236V235H90ZM95 236V235H94ZM103 236V235H102ZM204 236V235H203ZM228 236V235H227ZM50 237V238H49ZM84 237V236H83ZM99 237V236H98ZM209 237L211 238V234L209 235ZM209 237H207V239L209 238ZM213 237H215V236H213ZM246 237V236H245ZM256 237V236H255ZM261 237H264V236H261ZM77 238V237H76ZM97 238V237H96ZM178 238V239H177ZM206 238V237H205ZM209 238V239H210ZM241 238H243V237H241ZM247 238V237H246ZM249 238V237H248ZM247 238V239H248ZM73 239V240H72ZM184 239V238H183ZM206 239V240H207ZM208 239V240H209ZM224 239V238H223ZM244 239V238H243ZM253 239H254V237H253ZM259 239V238H258ZM76 240V239H75ZM101 240V239H100ZM182 240V239H181ZM220 240V239H219ZM222 240V239H221ZM57 241V240H56ZM86 241V240H85ZM88 241H90V240H88ZM92 241V240H91ZM184 241V240H183ZM242 241V240H241ZM259 241V240H258ZM262 241H264V240H262ZM106 242V243H107ZM198 242V241H197ZM217 242V241H216ZM239 242V241H238ZM250 242V241H249ZM260 242H261V240H260ZM73 243V242H72ZM71 243V247H73L72 245H75L74 243L72 244ZM93 243V242H92ZM95 243V242H94ZM109 243H107V246H108V244ZM201 243V242H200ZM206 243H208V242H206ZM221 243V242H220ZM79 244V243H78ZM91 244V243H90ZM97 244V243H96ZM232 244V243H231ZM230 244V245H231ZM248 244L249 243H247L246 242V245L245 246H248ZM262 244V243H261ZM77 245V244H76ZM85 245H87V244H85ZM85 245L83 244V245H81V246H74V248L76 249V250H74V254H72L73 256L72 257H75V260L77 259L78 260V262H80V264L82 263V264H92V263H94V262H92V263H88L89 261H87V259L89 258H87V257H85L84 256V258L82 257L83 256V254H82V252H85V250H83L82 252L80 251V250H82V249H86V247H85ZM104 245H105V242H104ZM203 245V244H202ZM209 245V244H208ZM213 245V247H214V244H212ZM235 245V244H234ZM87 246H89V245H87ZM91 246H94V245H91ZM96 246V245H95ZM94 246V247H95ZM99 246V245H98ZM98 246H96L95 248H97L98 249ZM101 246V245H100ZM205 246V245H204ZM207 246V245H206ZM229 246V245H228ZM232 246V245H231ZM90 247V246H89ZM94 247H91V248H94ZM217 247V246H216ZM236 247V246H235ZM258 247V246H257ZM90 248V250H92ZM103 250H104V248L103 247H101ZM112 248V249H113ZM203 248V247H202ZM209 248V247H208ZM219 248V247H218ZM218 248L216 249V250H218ZM232 248V247H231ZM243 249H244V246L242 247ZM247 248V247H246ZM248 248H250V247H248ZM232 249H234V247L232 248ZM242 249V250H243ZM262 249V248H261ZM100 250V249H99ZM98 250V251H99ZM212 250H214V249H212ZM211 250V251H212ZM230 250V249H229ZM242 250H241V252H242ZM248 250V249H247ZM251 250V249H250ZM89 250H87V252H88ZM203 251V250H202ZM210 251V252H211ZM230 251H233V250H230ZM246 251V250H245ZM257 251V250H256ZM262 251H264V250H262ZM261 251V252H262ZM80 252H81V254H82V256H81V254H80ZM93 252H95V249H94V251ZM112 252H116V250L114 251H112ZM112 252H110L109 253V255L112 253ZM139 252H140V254H143V255H139ZM197 252H199V251H197ZM201 252V251H200ZM237 252V251H236ZM71 253H73V252H71ZM209 253V252H208ZM215 253V252H214ZM218 253V252H217ZM228 253V252H227ZM235 253V252H234ZM240 253V252H239ZM257 253V252H256ZM87 254V253H86ZM201 254V253H200ZM203 254V253H202ZM262 254H264V253H262ZM71 255V254H70ZM112 255V254H111ZM223 255V254H222ZM221 255V256H222ZM224 255H225V253H224ZM223 255V256H224ZM234 255V254H233ZM235 255H237V254H235ZM241 255V254H240ZM260 255V254H259ZM114 256V255H113ZM117 256H119V255H117ZM182 256V255H181ZM184 256V255H183ZM203 256V255H202ZM220 256V257H221ZM251 256H252V253H251ZM255 256V255H254ZM258 256V255H257ZM105 257V256H104ZM108 257V256H107ZM107 257H106V259H107ZM239 257V256H238ZM213 258V257H212ZM216 258V257H215ZM253 258V257H252ZM72 259H74V258H72ZM104 259V258H103ZM109 259H110V257H109ZM181 259V258H180ZM187 259H189V258H187ZM70 260L71 259H69V262H70ZM98 260V259H97ZM192 260V259H191ZM235 260H236V258H235ZM235 260H233V262L235 261ZM238 260V259H237ZM254 260V259H253ZM258 260V259H257ZM94 261V260H93ZM104 261H105V259H104ZM115 261H117V260H115ZM179 261V260H178ZM187 261V260H186ZM185 261V262H186ZM214 260H212V262H213ZM240 261V260H239ZM238 261V262H239ZM91 262V261H90ZM95 262H97V261H95ZM177 262V261H176ZM192 262V261H191ZM258 262V261H257ZM77 263V262H76ZM104 263V262H103ZM106 263V262H105ZM126 263V262H125ZM252 263V262H251ZM259 263V262H258ZM71 264H72V262H71ZM98 264V263H97ZM106 264H109V263H106ZM111 264V263H110ZM117 264V263H116ZM150 264V263H149ZM155 264V263H154ZM183 264V263H182ZM186 264V263H185ZM239 264H240V262H239ZM242 264V263H241ZM255 264V263H254ZM262 264H264V263H262Z\"/></svg>", "mask_w": 264, "mask_h": 264}]
</instances>
